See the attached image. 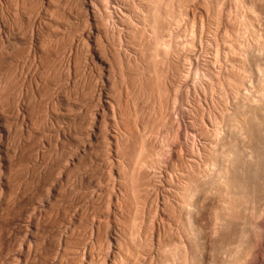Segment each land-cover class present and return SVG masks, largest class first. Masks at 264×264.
<instances>
[{
  "label": "rangeland",
  "instance_id": "374dc122",
  "mask_svg": "<svg viewBox=\"0 0 264 264\" xmlns=\"http://www.w3.org/2000/svg\"><path fill=\"white\" fill-rule=\"evenodd\" d=\"M0 1H1L0 2V60H1V62H0V70H1V72L2 71L4 72V73L0 72L1 73L0 74V77H1L0 78V95L2 94L1 98H0V100H1L0 101V115H1L0 116V135H1L0 136L1 137L0 138L1 139L0 140V142H1L0 143V146H1L0 147V149H1L0 150V156H1L0 157V185H1L0 186V202H1L0 203V218H1L0 219V222H1L0 223V233H1L0 234V253H1L0 254V258H1L0 259V264H6V263L7 264H14V263L15 264H52V263L53 264H63V263L64 264H81V262L83 264H117V263L121 264L122 262H123L122 264H140V263L141 264H153V263L154 264H156V263L157 264H161V263L162 264H213V263L214 264H238V263L239 264H264V251H263L264 250V246H263L264 245V242H263L264 241V239H263L264 238V217H263L264 216V209H263L264 208V204H263L264 203V193H263L264 192L263 191L264 190L263 189L264 188V164H263L264 163V157H263L264 156V154H263V152H264V150H263L264 149V147H263L264 146V138H263V135H264V133H263L264 132V128H263L264 127V118H263L264 117V97H262V95H264V94H261V93H264V82H263L264 81V62H263L264 61V19H263L264 18V11H263L264 10V0H179V1L178 0H172V1L171 0H167V1L163 0L162 1L163 3H160L161 0L160 1L158 0L159 2H157V1L155 2V0H150L151 2L147 1V0H139V1L138 0L137 1L136 0H124V1L123 0H92V2H91V0H7V1L6 0H0ZM86 1H88L89 3L86 2ZM155 3H157V4H155ZM159 4H160V6H157ZM167 4H169V6H166ZM92 5L95 6V7H93ZM136 6H138V8ZM40 7H41V9H39ZM139 7H141L142 9H140ZM156 7H157L158 11L159 12L161 11V13H162V16H161V18L159 19L158 22L162 23L160 26L164 27L163 25H165V27H166V29L163 28V31H161L162 28L159 26L160 28H158V31H159L158 37H159V39L162 38V40L166 42V43L164 42L165 45L166 46L168 45L167 47L169 48V49H166L165 46L162 47L159 50V53L161 52V54H158L157 51L154 53V51H155L154 50L155 49L154 48L155 47V43H153V42H155V39L153 41L152 25L156 22V21H153V20H155L154 19L155 18V15H154L155 13H153V12H154ZM163 7H166V8L169 7V8H167L168 10L166 9V11H167L166 13H165V8L163 9ZM88 8L89 9H93L94 8V10L96 11L95 13L97 15L95 13L93 14L90 10H88ZM82 9H84L85 11H83ZM97 9H99L100 11L97 10ZM132 9H133V11H132ZM106 10H107V12H105ZM108 10H109V12L111 11L110 14H109ZM88 11H89V13H88ZM162 11H164V12H162ZM30 12H31L32 15L30 14ZM35 12H36L37 15H35ZM99 12H100V14H99ZM124 13H126V14L124 15ZM145 13H147V14H145ZM38 14H39V16H38ZM108 14H109V16H111V18H113V17L114 18L111 19L109 16L106 17ZM33 15H35L34 18H33ZM147 15H148V17H147ZM152 16H154V18ZM103 18H106V19L103 20ZM137 18H139V19L136 20ZM40 19H42V20H40ZM59 19H61V20H59ZM95 19H96V21H95ZM131 19L132 20L134 19V20L132 21ZM105 20H107V21H105ZM172 20L175 22V24H174V22ZM30 21H32V23ZM104 22L106 24L108 23L109 26L106 25ZM158 22H156V23H158ZM34 24H35L36 27L34 26ZM134 24H136L137 26L139 24H141L143 26L139 25L138 26L139 30H137V27L135 29L136 25H134ZM148 24L151 25V26H149ZM133 26H134V28H132ZM127 27H128V29H127ZM140 27H141L142 31H141ZM145 27H147V28H145ZM144 29H147V31H148L147 33L148 34L145 32L146 30H144ZM108 31H110V32H108ZM140 32H141V34H140ZM48 33H50V34H48ZM57 33H59V34H57ZM122 33L125 34V35H123ZM135 35H137V36H135ZM146 35H147V37H146ZM32 37H33V39H32ZM62 37L64 38L63 40H62ZM144 37H145V39H144ZM107 38H108V40H107ZM248 38H249V40H248ZM129 39H130V41H129ZM125 40H127V41H125ZM162 40L160 39V41H162ZM64 41H66V43ZM71 41H73V42H71ZM151 41H153V42H151ZM244 41H246V42H244ZM63 43H64L65 46L63 45ZM76 43H78V44H76ZM31 44H32V46H31ZM68 44H70L69 47H68ZM153 44H154V46H153ZM47 45L48 46L50 45V46L48 47ZM60 45H62V46H60ZM35 46H36V48H35L36 50L34 49ZM42 46H45V47H43V49H42ZM63 46L67 48V49H65L67 51L66 53L64 52ZM70 46H72V47H70ZM75 46H76V48H75ZM44 48H47V49H44ZM56 48H58V49L56 50ZM69 48L71 49V51H70ZM114 48H117V49L114 50ZM61 49L63 51H61ZM163 49H166L167 52L165 50L162 51ZM68 50H69L70 56H69ZM117 50L119 52H117ZM246 50H247V52H246ZM122 51H124V52L126 51L128 53H126V52L124 53ZM30 52H31V55H30ZM58 52H61V53L58 54ZM63 52L65 54L64 55L65 58L64 57L61 58L63 56V54H62ZM169 52H170V54H168ZM35 53H36L37 57L35 56ZM139 53H142V54H139ZM164 53L165 54L167 53L168 55L167 54L165 55ZM217 53H219V54H217ZM128 54L130 55V57H129ZM134 54H135V56H134ZM246 54H247V56H246ZM1 55L3 57H1ZM59 55H61V56L59 57ZM120 56H121V58L119 59ZM40 57H42V59ZM72 57H73V59H72ZM231 57H233V59ZM59 58L63 59V60H59ZM77 58H80V59L82 58V59L80 60V59H77ZM50 59L53 61L52 63H51ZM57 59L59 60V62H58ZM126 59H128V61H130L131 63L128 62ZM227 59H229V60H227ZM55 60H57V61H55ZM114 60H115V62H114ZM120 60H122V61L120 62ZM143 60H145V61H143ZM261 60H263V61H261ZM19 61H20V63H18ZM32 61H34V62H32ZM48 61H49V63H48ZM62 61H64V62L66 61L65 62L66 65L65 64L62 65L64 63V62L62 63ZM148 61H149V63H148ZM220 61H221V63H220ZM78 62H79V65H78ZM112 62L114 64H112ZM87 63L89 65H87ZM39 64H41V65H39ZM48 64H50V65L52 64V65L50 66ZM58 64H60V65H58ZM75 64H76V68L77 69L75 68ZM126 64H128V65L130 64L129 65L130 67L128 65H126ZM138 64L141 65L142 67L139 66ZM28 65H31V66H28ZM109 65H111L112 67L109 66ZM22 66H23V69H22ZM37 66H39V68ZM55 66H57V67H55ZM61 66H62V68H61ZM91 66H92V68H91ZM117 66L118 67L120 66V67L118 68ZM121 66H123V67H121ZM244 66H246V68L248 70H245L246 68ZM252 66H253V68H251ZM260 66H263V67H260ZM1 67H2V69H1ZM29 67H30V69H29ZM42 67L45 68V69H43ZM47 67H49V69H47ZM67 67H69V69H72L71 72H70L69 69H67ZM114 67H116L117 70H116V68L114 69ZM138 67L139 68L141 67L143 69V71H142L141 68L139 69ZM37 68L39 69L38 71H37ZM81 68H82L84 73L82 72ZM112 68L114 69V71H113ZM221 68H224V69H221ZM64 69L66 70V73L68 74L67 75L65 73L69 77L67 79L70 82L68 80H65L67 76H65V74L63 72ZM133 69H134V71L136 70L134 73H133ZM145 69H147L148 71L149 70H151V71L148 72ZM30 70H31V72H30ZM47 70H50L51 72L47 71ZM89 70H92V72L89 71ZM123 70H125V71H123ZM255 70H257V72H255ZM121 71H123L124 73L121 72ZM138 71H139V74H137ZM89 72L91 73V76L95 72V74L92 76L93 78L90 76ZM117 72H119V73H117ZM234 72H235V74H234ZM239 72L242 73V74H240ZM245 72H247V73L249 72V73L247 74ZM254 72L256 74H254ZM112 73H115V75L112 74ZM120 73H122V75ZM42 74H43V76H42ZM69 74L71 76H69ZM159 74H160V76H159ZM233 74H234V77H233ZM44 75H46V76H44ZM54 75H55V78H53ZM132 75H133V77H132ZM136 75L138 76V78H136L137 77ZM176 75H178V76H176ZM57 76H58V78H57ZM76 76H77V79H76ZM82 76H84V77H82ZM108 76L110 78L109 80L107 79ZM129 76L132 77V78H130ZM158 76H159V78L163 77L160 80L166 86V90L162 91L163 93H161V90L158 88L157 83H156L157 80H158V78H157ZM182 76H183V78H182ZM42 77H44V78H42ZM111 77H113L112 81H111ZM125 77H127V78H125ZM175 77H176V79H175ZM36 78H37V80H36ZM47 78H49V79L47 80ZM89 78L91 79L92 83L89 82L90 81ZM118 78H120L121 80L120 79L118 80ZM156 78H157V80H155ZM240 78L242 79V81H241ZM252 78L254 80H251ZM83 79L85 80V83H84ZM116 79L118 81H116ZM225 79H226V81H225ZM5 80H8V83ZM50 80H51V83L49 84ZM92 80L95 81V83ZM102 80L105 83H103ZM130 80L133 81V82L135 81L136 83L130 82ZM73 81H75V82H73ZM97 81H98V83L100 82L102 84H100V83L98 84ZM113 81H114V84L116 83L115 85L111 83ZM137 81H138V83H137ZM148 81H149V83H148ZM152 81L155 82L154 86H152V84H151V83H153ZM247 81H248V83H247ZM52 82H54V83L52 84ZM56 82L58 83L59 86L57 85ZM60 82H61V84H60ZM68 82H69V84H68ZM126 82L128 84H130V85L126 84ZM9 83L11 85H9ZM46 83H47V86H45ZM75 83H76V85H74ZM90 83L91 84L94 83L92 85L93 88H95L97 86L98 87L100 86V88L97 87V92L98 93H100V92H104V93L112 92L110 94H112V95H113V93L115 94V97L112 98V99H115L117 97H118L117 99L120 98L119 100L121 102L120 101L119 102L116 101L115 102V106H114L113 104H114V101L116 99L112 100L111 99L112 95H110L108 93V96L110 95V97L108 98L109 99L108 103L107 102L105 103L104 101H99L98 99H97V101H99V102H96V105L98 104L99 107L95 106V103H94V106L97 107L99 111L101 110V114L103 116L101 115L100 118H101V121L104 122V123L99 121L100 118L97 121H95L97 123H93L92 122L93 121L92 120V118H93L92 115L94 116V114H93V112H91V111H93V110H91V108L95 109V107L93 106L92 101L90 103L89 102L88 103L85 102V100L83 101L84 98H82V97H85V96L87 98L90 97V96L86 95V94H88L87 90H90V91L93 90V89H91L92 86H91ZM254 83H255V86H254ZM51 84L53 85L52 87H51ZM111 84H112V86H111ZM135 84L136 85L139 84V85L136 86ZM242 84H244V86ZM39 85H40V87H39ZM48 85L50 87H48ZM66 85H68V86H66ZM94 85H95V87H94ZM102 85H103V87H102ZM164 85H163V88H165ZM231 85H232V87H231ZM64 86H66V87H64ZM130 86H131V89H130ZM3 87H5V88H3ZM47 87L49 89H51V88L53 89V87H54V89H57V90L59 89V90L56 93V90L54 91V90L51 89L53 91V93H52V91L48 90ZM112 87H114V88H112ZM115 87H118L117 88L118 90ZM237 87H238V89L240 88L241 90L236 89ZM258 87H259V89H258ZM16 88H17V90H16ZM82 88H83V90H82ZM122 88H124L126 90H124ZM133 88L137 91V93H136V91ZM167 88H168L169 92H168ZM63 89L64 90L67 89V90L64 91ZM119 89H120V92H119ZM84 90L87 93L82 92ZM105 90H107V91H105ZM157 90H159V91L157 92ZM235 90H237V92ZM252 90H253L254 93L252 92ZM261 90H263V92ZM9 91H11V93ZM95 91H96V88H95ZM116 91H118V92H116ZM130 91H132V92H130ZM147 91H148V94H147ZM166 91H167V93H166ZM2 92H4V94ZM59 92H60V94L62 96H60V94L58 95ZM61 92H63V94ZM65 92H67V93H65ZM125 92H127V93H125ZM153 92H154L155 95L157 93L156 97H154ZM246 92H247V94H246ZM49 93H52V95H48ZM71 93H72V95H71ZM74 93H75L76 96L77 95L78 96L76 97L74 95ZM82 93H84L85 96H83L84 94H82ZM129 93H131L130 94L131 96L129 95ZM135 93H136V95H135ZM141 93L143 94V97H141L142 96ZM160 93L162 95L165 94L164 96H166L167 98L165 97L163 99L164 96H161ZM255 93H256V95H255ZM64 94H66V95H64ZM224 94H226L227 96L224 95ZM3 95H5V96H3ZM39 95L41 97L43 95L44 98L43 97L41 98ZM89 95H92V94H89ZM119 95H121L122 97L119 96ZM247 95H248V97H247ZM6 96L9 98V100H8V98ZM65 96H66V98L69 99V101H68V99L64 98ZM132 96H133V99H132ZM148 96H150V97H148ZM219 96L222 97V98H220ZM236 96H237V98H236ZM86 97H85V99H87ZM29 98H31V101H30ZM60 98H62V100ZM161 98L163 99L162 103H161ZM15 99H16V101H14ZM42 99H44V101ZM63 99H65L66 101L63 100ZM148 99H149V101H148ZM245 99L247 100V102H246ZM100 100H103V98L100 99ZM153 100L154 101L157 100V102L155 101L156 102L155 103V102H153ZM205 100H206V102H205ZM70 101H71V103H70ZM86 101H88V100H86ZM168 101H170V102H168ZM65 102H67L70 105H68L67 103L65 104ZM111 102H112V104H111ZM133 102H134V104H133ZM18 103H20V104H18ZM84 103L85 104L87 103L88 106L85 105ZM101 103H103V104H101ZM118 103H120V104H118ZM163 103L165 105L162 107L161 104H163ZM79 104L80 105L82 104L81 107H80ZM121 104H122V107H121ZM218 104H220L221 106L218 105ZM8 105H9V107H8ZM108 105H110V106L108 107ZM112 105L114 107H118L117 110L118 111H122L121 113H123V112L127 113L129 116L127 114H125V113H123V114H124V116L127 115V117H129V119L127 117H125V120L124 121L121 120V122H119V121L117 122V119H116V121L114 120V124H115L114 125L113 124V116L110 115L112 113V112H110L111 108L113 107ZM118 105H120V106H118ZM261 105H263V106L261 107ZM34 106H37V107H34ZM83 106L84 107L87 106V108L86 107L84 108ZM38 107H40V108H38ZM54 107H55L56 111H53V110H55V109H53ZM58 107H59V109H58ZM73 107H74V109L76 111H77V109L79 111L80 110H82V111H80V112L79 111H77V112L75 111V113H73L74 112L73 111L74 110ZM82 107H83L84 110L82 109ZM119 107H121V108H119ZM251 107H253L255 109V111ZM123 108L124 109L126 108L127 110L125 109V111H124ZM183 108H185V110ZM250 108H251V110H250ZM50 109H52V110H50ZM164 109H165V111H164ZM242 109H243V111H242ZM258 110H260V111H258ZM27 111H28L29 114L27 113ZM49 111H50V113L51 112H53V113H51V114L47 113ZM67 111H68V113H67ZM107 111H109V112H107ZM12 112L13 113L15 112L16 114L15 113L14 114L16 116H18V117H16ZM54 112H56L58 114V116H57L56 113H55L56 114L55 115ZM63 112H64V115H63ZM247 112L250 113V114H248ZM261 112L263 113V117H261L262 116ZM17 113H18V115H17ZM43 113H46V114L44 115ZM61 113H62V118H61ZM77 113L78 114L81 113V114L78 115ZM105 113L107 115H109L108 118H107L106 115H104ZM41 114H42V116H41ZM52 114H54L55 117H53ZM75 114H77V116ZM72 115H73V117H71ZM138 115H140V117ZM37 116H38V119H35ZM56 116H57V118L59 117V119L60 118L62 119V120L60 119L61 121H58L60 126L57 125L58 122H56V120H55ZM104 116L107 118V121L106 120L103 121V118L106 119ZM244 116H246V117H244ZM8 117H10L11 120H9ZM74 117H76L77 119L74 118ZM80 117H82V119ZM136 117H137V120L139 118L140 119L138 121H136ZM230 117L232 118V120H230L231 119ZM233 117L236 118V119H233ZM241 117H242V119L244 121L241 119ZM25 118H27V119H25ZM72 118H74V120H77L78 122L80 121L79 122L80 124L79 123H78V125L74 124L77 121H73ZM130 118H131L132 122H130ZM146 118H147V120H145ZM165 118H167V119H165ZM200 118H202V119H200ZM244 118H246V119H244ZM260 118H263V119H260ZM47 119H49V120H47ZM26 120H28V121H26ZM67 120H69L70 122L73 121V122H71L72 124H70V122L67 123ZM38 121L40 123L41 122H43V123H41V125H40V123ZM53 121H54V125L52 123ZM134 121L136 123H134ZM143 121H145V122H143ZM6 122H10V123H6ZM81 122L85 126H88L89 123L91 122V124H93V126L96 124V128H95V126L93 127L90 124L91 126L87 129V127H85ZM100 122H101V124H100ZM126 122L131 127V129H130V127H127V129L129 128V131H125L124 133H120V132L116 131L117 123H118V125L123 127L124 125L126 126V124H125ZM149 122H151V123H149ZM218 122L219 123L221 122L220 125H219ZM55 123H56L57 127H56ZM130 123L131 124L133 123V124L131 125ZM145 123H146V125H145ZM234 123H236V124H234ZM38 124H39V126H38ZM103 124H105V126H107L108 124H111L112 126L110 127V125H108L107 127H103ZM254 124H255V127L257 126L256 128L254 127ZM51 125H53V128H52L53 130L52 131H51V127H52ZM61 125L64 127V129H63V127ZM65 125L66 126L68 125L67 128H69L70 125L71 126H70L69 129H67ZM98 125H99V128H97ZM101 125H102V127H101ZM178 125H181V126H178ZM137 126H138V128H137ZM141 126H143V127H141ZM235 126H236V128H235ZM54 127L58 128V129H56ZM79 127H81L82 130L86 129L89 133L86 130H84V132H86V134L84 132L82 133L81 132L82 130H80ZM92 127H93V129H92ZM132 127L134 129H132ZM12 128H13V130H12ZM28 128L30 130H33V131H30ZM61 128L66 133L64 131L62 132V130H60ZM74 128L75 129L77 128L76 131H75ZM106 128H107V130H106ZM114 128H115V131H114ZM179 128H181V129H179ZM244 128H245V130H244ZM15 129H16V131H15ZM20 129H21V132L19 131ZM55 129L57 131H59V132L57 133V131ZM94 129H96V135H98L97 132H100V131L104 132L103 130H106V131H109V132H104V134H101V132H100L99 133L100 135L98 137L99 139H98L97 136L95 137V134H92V133L95 132ZM100 129H102V130H100ZM136 129H138V130H136ZM178 129L184 131V134H182L184 137L182 135H181L182 137H180V136L178 137V134H177L178 133V131H177ZM214 129H216V130H214ZM111 130H113V133L115 132L114 134L116 136L114 134H112ZM131 130H133L134 134H130ZM27 131L29 132V134H28ZM139 131H141V132H140V134L138 136V135H136L135 132L138 133ZM34 132H36V133H34ZM42 132H44V133H42ZM110 132H111L112 135L109 134ZM116 132H117V134H116ZM150 132L153 133V134H151ZM190 132H192V133H190ZM59 133H61V134L59 135ZM63 133H65V135L67 137ZM87 133H88V135H87ZM126 133L127 134L129 133L130 136L129 135L126 136ZM218 133H219V135H217ZM68 134H70V135H68ZM81 134H84V135L81 136ZM106 134H107L108 137L106 136ZM120 134L124 138L120 137L121 136ZM189 134H190V136H189ZM204 134H205V136H204ZM209 134H210L211 137L209 136ZM238 134L239 135L241 134V135L239 136ZM85 135H87V136H85ZM91 135H92V137L90 138ZM131 135L132 136L136 135V136H134V138L135 137H137V138H135V139L132 138V141H131V137H132ZM147 135H148V138H147ZM235 135H238V136L236 137ZM252 135H253V137H252ZM34 136H36V137H34ZM39 136H41V137H39ZM102 136H103V138H105L104 136H106L108 138L107 141L112 143V144H110L111 146H109V144H106L107 143L106 139L105 140H101V139H103ZM117 136H119V137H117ZM206 136L208 137V139H207ZM223 136H226V138L223 137ZM261 136H262V138H261ZM56 137H57V139H56ZM78 137H80V138H78ZM85 137L86 138L89 137L90 139L88 138V139L85 140L84 139ZM116 137L118 138V141H116V139H117ZM139 137H141V138H139ZM239 137L240 138L242 137V138L240 139ZM250 137H252L253 139L251 140ZM15 138L16 139L18 138L17 141H15L16 140ZM125 138L129 139L131 141V142L127 141V144L129 146L125 145V144L123 145L124 142L126 143V139ZM231 138H232V140H231ZM79 139H81L80 141H82V139H84V143L83 142H79ZM233 139H234V141H233ZM59 140H60V142H59ZM94 140H96L95 141L96 145H95V143H92V142H94ZM133 140H134V142H133ZM189 140H191V141H189ZM239 140H241V142ZM255 140L257 141V145L258 146L256 145V141ZM51 141H52V143H51ZM71 141H73V142H71ZM74 141H75V143H74ZM103 141H105V143ZM113 141H114V143H113ZM119 141H120V143H119ZM242 141H244V142H242ZM29 142H30V145H29ZM58 142H59V144H58ZM85 142H86V145H82V144H85ZM89 142H90V145H89ZM253 142H255V143H253ZM70 143H72V144H70ZM97 143L99 144L98 146H97ZM69 144L72 145V146L74 145V146L70 147ZM100 144H101V146H100ZM121 144L123 146H126V147H124L122 149L121 147H123V146ZM227 144H228V149H230V150L227 149ZM230 144H231V146H230ZM9 145H11V146H9ZM130 145H131V148H130ZM132 145H133V147H132ZM149 145H150V147H148ZM37 146H38V148L40 150H42V151H40L41 153L37 152V150L34 151V148L38 149ZM90 146L92 147L91 150L89 148ZM102 146H104V147H102ZM117 146H120V147H117ZM63 147H65V148L68 147V149L67 148L66 149L65 148L62 149ZM99 147H100V149H99ZM111 147L112 148L114 147V148L111 150ZM127 147H129V149H130V154L133 155L132 158H131V156H128V154L126 153ZM219 147H220V149H219ZM233 147H235L236 150H234ZM236 147L237 148H239V147L241 148L242 147L241 148L242 150L240 148L237 149ZM55 148H58V149H55ZM78 148H80V149H78ZM81 148H82V150H81ZM84 148H85V152L87 154L84 152V150H83ZM199 148L200 149L202 148V149L200 150ZM31 149H33V150H31ZM39 149H38V151H39ZM117 149L119 150V152H118ZM131 149H133V150H131ZM140 149L141 150L143 149V150L140 151ZM245 149H246V151H243ZM50 150H51V152H49ZM69 150H70V153H69ZM74 150H76V151H74ZM77 150H79L80 152L77 151ZM121 150L123 152H120ZM207 150H209V152ZM231 150L233 152H231ZM71 151H72L73 154L71 153ZM94 151H96V152H94ZM124 151H125L126 154H124ZM241 151H242V154H241ZM97 152H98V154H97ZM112 152H114V153H112ZM143 152L146 155L144 157H142L144 155ZM212 152H213L214 156H213ZM226 152L228 153L227 155H226ZM244 152H246V154H248V156ZM257 152L258 153H262V154H258ZM81 153H83V154H81ZM90 153H92L91 156H90ZM118 153L120 155L123 153L124 157L120 158L119 157L120 155H117ZM216 153H218V154H216ZM237 153H238V155H237ZM64 154H65V156H63ZM103 154H104L105 157L103 156ZM139 154L141 155V157H139ZM240 154H241V156H240ZM72 155L74 156V158H73ZM97 155H99V156H97ZM112 155H114V156H112ZM125 155L130 157L131 160H130V158L127 159V157ZM36 156H37V159H36ZM66 156H68V157H66ZM109 156H111V157H109ZM115 156L116 157L118 156V157L116 158ZM136 156L138 158H136ZM151 156H153V157H151ZM208 156L209 157L213 156V158H206ZM234 156H236V157H234ZM28 157H30V158H28ZM62 157H63L64 160H61ZM78 157H79V159H77ZM85 157H86V159H85ZM223 157H225L226 159H224ZM14 158H15V160H14ZM66 158H67V161L70 158L69 159L70 161H68V162H71V163H68L66 161ZM118 158H120L119 160L121 162L118 160ZM110 159L111 160L113 159L114 163L116 161L117 164L116 163L114 164L113 160L111 161ZM134 159H136V161H138V162H139V160L141 162V161H144V159H146L145 162H143L144 165H143V163H141L142 164L141 165L140 162H139V165H138L140 168L141 167L143 168V166H144V168H143L144 170L141 169L142 172L140 171V168L137 167L136 164H135V166L137 168H139L138 169L139 171H136L138 173L135 172L136 175L139 174V173L141 174V175L139 174L137 177L133 176L135 174H132L131 173L132 171L128 172V171H130L129 169L131 168V167L129 168V166H132L131 163H136V161ZM229 159H231V160H229ZM59 160H60V162L61 161L62 162L60 163ZM79 160L81 162H79ZM124 160L125 161L128 160L127 163H125ZM129 160L131 161L130 165L128 164L130 162ZM132 160H133V162H132ZM219 160H220V162H219ZM72 161L75 162V163H73ZM212 161H213V163H212ZM235 161H236V163H235ZM258 161H261V162H258ZM103 162H105V163H103ZM119 162H120V164L124 163L123 164L124 167H125L126 164H128V167L126 165V167L128 169L126 167L124 168L123 165H119L118 164ZM138 162H137V164H138ZM209 162H211V163H209ZM222 162H223V164H222ZM66 163H68V164H66ZM74 164H75V166H74ZM112 164L116 167V169H115V167ZM192 164L195 165V166H193ZM259 164H260V166H259ZM64 165H66V166L64 167ZM69 165L71 166V168L69 167ZM94 165L96 167H94ZM28 166H30V167H28ZM117 166L120 167V168H118ZM133 166H134V164H133ZM146 166H147V168H145ZM205 166H206V168H205ZM221 166H223L225 169L223 167H221ZM63 167H64V169H63ZM200 167H201V170H200ZM112 168H113V170H112ZM117 168H118V170H117ZM53 169H54V171H53ZM62 169H63V171H61ZM74 169L76 170V172H75ZM119 169H121V171H119ZM147 169H149V170H147ZM185 170H187V171H185ZM49 171H50L51 174L49 173ZM111 171L112 172L115 171V172L112 173ZM68 172H69V176H68ZM122 172L124 174L127 173L128 175L127 174L124 175ZM56 173H57V176H56ZM120 173L122 174V176L120 175ZM142 173L143 174L145 173L147 176L146 175L144 176ZM239 173H240V175H239ZM151 174H153V175H151ZM38 175H39V177H38ZM142 175L145 178H143ZM205 175H206L207 178L205 177ZM212 175H214V177ZM259 175H261V176H259ZM61 176L62 177L64 176L65 179L62 178ZM108 176L112 177V179L115 176V178L113 180H115V181L117 180V181L116 182L113 181V180L108 181L107 178L108 179L110 178ZM118 176H120L121 178L118 177ZM126 176H129V177H126ZM157 177H159L160 179L157 178ZM54 178H57V180L54 179ZM199 178H201V179H199ZM128 179H130V180H128ZM58 180H60V181H58ZM106 180H107V182H110V183H107ZM121 180L123 181V183L121 182ZM132 180H133V183H134V181H136L137 184H134L135 186L133 185ZM216 180H219V181H216ZM223 180H225V181H223ZM111 181H112V183H111ZM129 181H131V183ZM138 181H139V183L141 182V185L138 183ZM231 181H232V183H231ZM125 182L128 185L129 190L126 189L127 185L124 184ZM252 182H254L255 184L252 183ZM14 183H16V184H14ZM18 183H21V184L18 185ZM103 183H104V185H103ZM128 183L131 184V185H129ZM208 183H210L211 185L208 184ZM11 184H12V186H11ZM95 184H96V186H95ZM100 184H101L102 187L99 186ZM112 184H114L115 187ZM259 184H260V186H259ZM109 185L113 186L114 188H112V187H111L112 189L109 188L108 187ZM130 186H132V187H130ZM138 186H139V188H138ZM143 186L144 187L147 186V187L143 188ZM204 186H207V187H204ZM53 187H54V189H53ZM134 187H135V189H133ZM106 188H108L109 190H107ZM147 188H149L150 190L147 189ZM194 188H196V189H194ZM218 188H220V189H218ZM55 189H57V190H55ZM97 189H99V190H97ZM171 189H173V190H171ZM102 190L104 192L106 191V193H104V192L101 193ZM134 190L135 191L138 190L141 194L138 191L135 193ZM140 190H142V192ZM189 190H191V191H189ZM206 190H207V192H206ZM97 191H98V193H97ZM99 191H100V194H99ZM108 191H109V193H108ZM110 191H111V193H110ZM132 191H133V193H132ZM121 192H123V193H121ZM192 192H194V193H192ZM221 192H223V193H221ZM90 193H92L93 195L90 194ZM113 193H115V194H113ZM137 193H139V194H137ZM206 193H208V195H206ZM210 193H211V195H210ZM232 193H234V194H232ZM253 193H254V196H253ZM83 194L86 197H84ZM145 194L147 196H145ZM140 195H142V196H140ZM196 195H198V198L200 197L199 198L200 200L197 201L198 198H196ZM261 195H262V197H261ZM101 196H103V197H101ZM122 196H124L123 197L124 199L122 198ZM135 196L137 197V199H136ZM138 196L140 198H138ZM182 196H184V197L182 198ZM27 197H29V198H27ZM49 197H51V199ZM206 197H208V198H206ZM209 197H211V198H209ZM241 197H242V199H241ZM250 197H252V198H250ZM257 197H259V198H257ZM238 198H240V199H238ZM34 199H35V201H34ZM131 199L132 200L134 199V200L131 201ZM192 199H193V201H192ZM202 199H204V200H202ZM237 199H238L239 202L237 201ZM259 199H260V201H259ZM48 201H50V202L48 203ZM193 202H195V203H193ZM41 203H43V204L41 205ZM65 204H66V206H65ZM25 205L27 206V209H26ZM78 205H80V206H78ZM190 205H191V207H190ZM39 206L41 207L40 210H43L44 212L38 210L40 208ZM203 206H204V208H202ZM234 206H236V207H234ZM15 208H17V209H15ZM42 208H44V209H42ZM45 208H47L48 210H46ZM250 209H252V210L250 211ZM142 210H144V211H142ZM78 211H79V213H78ZM174 211H176V212H174ZM188 211H190V212L188 213ZM36 212L38 213L37 215H36ZM153 212L155 214H153ZM183 212L184 213L186 212V214H184ZM140 213H142V214H140ZM5 214H6V216H5ZM56 214H57V216H56ZM257 214H259L260 216L257 215ZM8 215H9V217H8ZM195 215L196 216L198 215V216L196 217ZM239 215H241V217ZM54 216H55V218H54ZM67 216H68V218L70 220L67 218ZM82 216H83L84 219L82 218ZM176 216H177V218H176ZM206 217H207L208 220L206 219ZM257 217H258V219H257ZM105 218H107V219H105ZM50 219H52L53 221L50 220ZM234 219H238V220L235 221ZM178 220H180V221H178ZM121 221H123V222H121ZM153 222H155V223H153ZM210 222H212V223H210ZM80 223H81V225H80ZM171 223H172V225H171ZM195 223H196V225H195ZM231 224H232L233 227L231 226ZM239 224H240L241 227L239 226ZM65 226H67L68 229H67V227L65 228ZM111 226H112V228H111ZM208 226H209V228H208ZM64 228H65V230H63ZM104 228H106V229H104ZM114 228H116V229H114ZM213 228H215V229L212 231ZM51 229H52V231H51ZM198 229H199V231H198ZM45 230H47V231H45ZM60 230H61V232H60ZM62 230L63 231L67 230L68 232L67 231L63 232ZM73 232H74V234H73ZM116 232H118V233H116ZM238 232H242V234H240V233L238 234ZM5 233H6V235H5ZM58 233L59 234L61 233L63 235L66 234V236L59 235ZM106 233H108V234L106 235ZM152 233H154V234H152ZM159 233H160V235H159ZM187 233H189V234H187ZM236 233L238 235H236ZM234 234H235V236H234ZM120 235H122V236H120ZM62 236H63V238H62ZM218 236H220V237H218ZM110 237H111V239H110ZM217 237H218V239H217ZM241 237H242L243 240L241 239ZM59 238L62 239V240L60 241ZM168 238L170 239V241L168 240ZM238 238H240V239H238ZM64 239H65V241H64ZM189 239H191V240H189ZM233 240H234V242H233ZM70 241H72V242H70ZM61 242H63V243H61ZM132 242H134V244ZM225 244H227L226 247H225ZM83 245H84L85 248L83 247ZM221 245H223V246H221ZM55 246H56V248H55ZM61 246H63V247H61ZM67 246H68V248H66ZM59 247H60V249H59ZM140 247H142V248H140ZM216 247H218V248H216ZM61 248H63V250ZM34 249H35V251H34ZM69 249H72V250H69ZM123 249H125V251ZM151 249H152V251H151ZM247 249H248V251H247ZM58 250H60V251L62 250L63 252L62 251L58 252ZM110 250H112V251L110 252ZM212 250H213V252H212ZM53 251H55V252H53ZM116 251H118V252H116ZM19 252L21 254H19ZM205 252L207 253V255H206ZM54 253L55 254L57 253V254L55 255ZM59 253H61V254H59ZM135 253H137L140 256H137V254H135ZM188 253H189V255H192L191 258H189L190 256L188 255ZM251 253H253V254H251ZM209 254H210V256H209ZM211 254H213L212 257H211ZM220 254H221V256H220ZM101 255H103V256H101ZM107 255H108V257H107ZM223 255H224V257H223ZM213 256H215L216 258L213 257ZM51 257H54V258H51ZM103 257H105V258H103ZM122 257H123V259H122ZM132 257H134L133 259H136V258L137 259L133 261ZM192 257H194V258H192ZM234 257L236 259L237 258L238 259L236 260V259H234ZM107 258H110V259H107ZM112 258H114V259H112ZM103 259H107V260H103ZM204 259H206V260H204ZM208 259H210V260H208ZM213 259H215V261H213ZM108 260H109V262H108ZM24 261H25V263H24ZM228 261H229V263H228ZM110 262H112V263H110Z\"/></svg>",
  "mask_w": 264,
  "mask_h": 264
},
{
  "label": "bare ground",
  "instance_id": "6f19581e",
  "mask_svg": "<svg viewBox=\"0 0 264 264\" xmlns=\"http://www.w3.org/2000/svg\"><path fill=\"white\" fill-rule=\"evenodd\" d=\"M6 1H7V0H6ZM123 1H124V0H123ZM136 1H137V0H136ZM138 1H139V0H138ZM147 1H150V0H147ZM156 1L159 2L160 0H159V1H158V0H155V2H156ZM162 1H163V0H161L160 3H163ZM165 1H167V0H165ZM171 1H172V0H171ZM178 1H179V0H178ZM0 2H1V1H0ZM11 2H12V1H11ZM50 2H51V1H50ZM53 2H54V1H53ZM86 2H88V1H86ZM91 2H92V0H91ZM110 2H111V1H110ZM126 2H127V1H126ZM134 2H135V1H134ZM150 2H151V1H150ZM150 2H149V3H150ZM174 2H175V1H174ZM183 2H184V1H183ZM183 2H182V3H183ZM233 2H234V1H233ZM244 2H245V1H244ZM34 3H35V2H34ZM61 3H62V2H61ZM88 3H89V2H88ZM95 3H96V2H95ZM180 3H181V2H180ZM234 3H235V2H234ZM36 4H37V3H36ZM91 4H92V3H91ZM96 4H97V3H96ZM96 4H95V5H96ZM102 4H103V3H102ZM128 4H129V3H128ZM135 4H136V3H135ZM151 4H152V3H151ZM155 4H157V3H155ZM183 4H184V3H183ZM12 5H13V4H12ZM23 5H24V4H23ZM44 5H45V4H44ZM44 5H43V6H44ZM87 5H88V4H87ZM103 5H104V4H103ZM229 5H230V4H229ZM56 6H57V5H56ZM56 6H55V7H56ZM92 6H93V5H92ZM113 6H114V5H113ZM128 6H129V5H128ZM130 6H131V5H130ZM140 6H141V5H140ZM142 6H143V5H142ZM157 6H160V4L157 5ZM163 6H164V5H163ZM166 6H169V4H167ZM172 6H173V5H172ZM234 6H235V5H234ZM29 7H30V6H29ZM88 7H89V6H88ZM93 7H95V6H93ZM132 7H133V6H132ZM134 7H135V6H134ZM136 7L138 8V6H136ZM154 7H155V6H154ZM184 7H185V6H184ZM207 7H208V6H207ZM257 7H258V6H257ZM17 8H18V7H17ZM45 8H46V7H45ZM47 8H48V7H47ZM139 8L142 9L141 7H139ZM164 8H165V13H166V12H167L166 9L169 8V7H167V8H166V7H163V9H164ZM36 9H37V8H36ZM39 9H41V7H40ZM128 9H129V8H128ZM153 9H154V8H153ZM244 9H245V8H244ZM82 10L85 11L84 9H82ZM88 10H90L93 14L96 12V11L94 10V8H93V9H89V8H88ZM97 10H99V9H97ZM117 10H118V9H117ZM138 10H139V9H138ZM161 10H162V9H161ZM167 10H168V9H167ZM238 10H239V9H238ZM21 11H22V10H21ZM32 11H33V10H32ZM32 11H31V12H32ZM99 11H100V10H99ZM132 11H133V9H132ZM135 11H136V10H135ZM140 11H141V10H140ZM148 11H149V10H148ZM232 11H233V10H232ZM263 11H264V10H263ZM31 12H30V14H31ZM46 12H47V11H46ZM105 12H107V10H106ZM108 12H109V10H108ZM110 12H111V11H110ZM110 12H109V14H110ZM138 12H139V11H138ZM162 12H164V11H162ZM177 12H178V11H177ZM17 13H18V12H17ZM39 13H40V12H39ZM86 13H87V12H86ZM88 13H89V11H88ZM153 13H155V14H154V15H155V18H154V16H152V17L155 19V20H153V21L158 22L159 19H160L161 16H162L161 11L159 12L158 9H157V7H156ZM160 13H161V14H160ZM44 14H45V13H44ZM95 14H96V13H95ZM99 14H100V12H99ZM99 14H98V15H99ZM109 14H108L106 17H108ZM125 14H126V13H124V15H125ZM142 14H143V13H142ZM145 14H147V13H145ZM150 14H151V13H150ZM184 14H185V13H184ZM233 14H234V13H233ZM262 14H263V13H262ZM31 15H32V14H31ZM35 15H37L36 12H35ZM35 15H33V18H34ZM96 15H97V14H96ZM119 15H120V14H119ZM143 15H144V14H143ZM260 15H261V14H260ZM28 16H29V15H28ZM38 16H39V14H38ZM145 16H146V15H145ZM193 16H194V15H193ZM101 17H102V16H101ZM109 17L111 18V16H109ZM130 17H131V16H130ZM130 17H129V18H130ZM147 17H148V15H147ZM261 17H262V16H261ZM29 18H30V17H29ZM50 18H51V17H50ZM110 18H109V19H110ZM113 18H114V17H113ZM113 18H111V19H113ZM35 19H36V18H35ZM42 19H43V18H42ZM42 19H40V20H42ZM104 19H106V18H103V20H104ZM138 19H139V18H137L136 20H138ZM163 19H164V18H163ZM263 19H264V18H263ZM30 20H31V19H30ZM59 20H61V19H59ZM107 20H108V19H107ZM107 20H105V21H107ZM115 20H116V19H115ZM131 20H132V19H131ZM133 20H134V19H133ZM133 20H132V21H133ZM173 20H174V19H173ZM173 20H172V21H173ZM176 20H177V19H176ZM255 20H256V19H255ZM260 20H261V19H260ZM35 21H36V20H35ZM95 21H96V19H95ZM109 21H110V20H109ZM113 21H114V20H113ZM143 21H144V20H143ZM165 21H166V20H165ZM243 21H244V20H243ZM28 22H29V21H28ZM30 22L32 23V21H30ZM40 22H41V21H40ZM122 22H123V21H122ZM135 22H136V21H135ZM140 22H141V21H140ZM147 22H148V21H147ZM156 22H155V23H156ZM173 22H174V21H173ZM229 22H230V21H229ZM253 22H254V21H253ZM255 22H256V21H255ZM38 23H39V22H38ZM41 23H42V22H41ZM46 23H47V22H46ZM46 23H45V24H46ZM54 23H55V22H54ZM104 23H105V22H104ZM150 23H151V22H150ZM152 23H153V22H152ZM155 23L152 25L153 41H154V39H155V42H153V41H151V42L155 43V47H154V48H155V49H154L155 51H154V53L157 51L158 54H161V52L159 53V50H160L162 47L165 46L166 49H169V48L167 47L168 45H167V46L165 45L166 42L163 41L162 38H160V39L162 40V41H160V39H159V37H158V34H159L158 28L161 27V28H162L161 31H163V28L166 29V27H165V25H163L164 27L160 26V25L162 24V23H160V22H158V23H156V24H155ZM215 23H216V22H215ZM257 23H258V22H257ZM259 23H260V22H259ZM42 24H43V23H42ZM48 24H49V23H48ZM66 24H67V23H66ZM99 24H100V23H99ZM102 24H103V23H102ZM105 24H106V23H105ZM137 24H138V23H137ZM141 24H142V23H141ZM141 24H139V25H140V26H143V25H141ZM157 24H158V25H157ZM174 24H175V22H174ZM239 24H240V23H239ZM260 24H261V23H260ZM262 24H263V23H262ZM23 25H24V24H23ZM106 25H108V23H107ZM112 25H113V24H112ZM134 25H136V24H134ZM139 25H138V26H139ZM148 25H149V24H148ZM192 25H193V24H192ZM202 25H203V24H202ZM34 26H35V24H34ZM65 26H66V25H65ZM103 26H104V25H103ZM108 26H109V25H108ZM113 26H114V25H113ZM126 26H127V25H126ZM138 26L136 25V26H135V29H136V27H137V30H139V29H138V28H139ZM146 26H147V25H146ZM149 26H151V25H149ZM159 26H160V27H159ZM250 26H251V25H250ZM254 26H255V25H254ZM18 27H19V26H18ZM28 27H29V26H28ZM31 27H32V26H31ZM35 27H36V26H35ZM39 27H40V26H39ZM59 27H60V26H59ZM63 27H64V26H63ZM100 27H101V26H100ZM106 27H107V26H106ZM129 27H130V26H129ZM255 27H256V26H255ZM262 27H263V26H262ZM37 28H38V27H37ZM124 28H125V27H124ZM132 28H134V26H133ZM145 28H147V27H145ZM148 28H149V27H148ZM245 28H246V27H245ZM248 28H249V27H248ZM32 29H33V28H32ZM40 29H41V28H40ZM84 29H85V28H84ZM127 29H128V27H127ZM127 29H126V30H127ZM140 29H141V27H140ZM150 29H151V28H150ZM33 30H34V29H33ZM144 30H146V31H145L146 33L148 32L147 29H144ZM144 30H143V31H144ZM169 30H170V29H169ZM187 30H188V29H187ZM192 30H193V29H192ZM246 30H247V29H246ZM29 31H30V30H29ZM49 31H50V30H49ZM62 31H63V30H62ZM141 31H142V29H141ZM164 31H165V30H164ZM185 31H186V30H185ZM253 31H254V30H253ZM255 31H256V30H255ZM257 31H258V30H257ZM36 32H37V31H36ZM60 32H61V31H60ZM63 32H64V31H63ZM67 32H68V31H67ZM82 32H83V31H82ZM108 32H110V31H108ZM136 32H137V31H136ZM145 32H144V33H145ZM247 32H248V31H247ZM28 33H29V32H28ZM30 33H31V32H30ZM37 33H38V32H37ZM99 33H100V32H99ZM105 33H106V32H105ZM113 33H114V32H113ZM144 33H143V34H144ZM26 34H27V33H26ZM38 34H39V33H38ZM40 34H41V33H40ZM48 34H50V33H48ZM51 34H52V33H51ZM57 34H59V33H57ZM57 34H56V35H57ZM63 34H64V33H63ZM66 34H67V33H66ZM68 34H69V33H68ZM81 34H82V33H81ZM81 34H80V35H81ZM100 34H101V33H100ZM122 34H123V33H122ZM137 34H138V33H137ZM140 34H141V32H140ZM147 34H148V33H147ZM254 34H255V33H254ZM28 35H29V34H28ZM88 35H89V34H88ZM123 35H125V34H123ZM129 35H130V34H129ZM138 35H139V34H138ZM150 35H151V34H150ZM25 36H26V35H25ZM33 36H34V35H33ZM66 36H67V35H66ZM127 36H128V35H127ZM135 36H137V35H135ZM139 36H140V35H139ZM248 36H249V35H248ZM57 37H58V36H57ZM60 37H61V36H60ZM82 37H83V36H82ZM82 37H81V38H82ZM146 37H147V35H146ZM246 37H247V36H246ZM76 38H77V37H76ZM81 38H80V39H81ZM238 38H239V37H238ZM244 38H245V37H244ZM32 39H33V37H32ZM63 39H64V38L62 37V40H63ZM72 39H73V38H72ZM126 39H127V38H126ZM139 39H140V38H139ZM139 39H138V40H139ZM144 39H145V37H144ZM150 39H151V38H150ZM171 39H172V38H171ZM181 39H182V38H181ZM259 39H260V38H259ZM23 40H24V39H23ZM43 40H44V39H43ZM51 40H52V39H51ZM65 40H66V39H65ZM84 40H85V39H84ZM107 40H108V38H107ZM164 40H165V39H164ZM215 40H216V39H215ZM248 40H249V38H248ZM251 40H252V39H251ZM57 41H58V40H57ZM66 41H67V40H66ZM66 41H64V42L66 43ZM125 41H127V40H125ZM129 41H130V39H129ZM133 41H134V40H133ZM136 41H137V40H136ZM227 41H228V40H227ZM258 41H259V40H258ZM27 42H28V41H27ZM32 42H33V41H32ZM41 42H42V41H41ZM46 42H47V41H46ZM51 42H52V41H51ZM69 42H70V41H69ZM69 42H68V43H69ZM71 42H73V41H71ZM74 42H75V41H74ZM164 42H165V43H164ZM170 42H171V41H170ZM234 42H235V41H234ZM238 42H239V41H238ZM244 42H246V41H244ZM34 43H35V42H34ZM78 43H79V42H78ZM78 43H76V44H78ZM107 43H108V42H107ZM168 43H169V42H168ZM175 43H176V42H175ZM235 43H236V42H235ZM250 43H251V42H250ZM3 44H4V43H3ZM70 44H71V43H70ZM70 44H68V47H69ZM73 44H74V43H73ZM122 44H123V43H122ZM254 44H255V43H254ZM45 45H46V44H45ZM63 45H64V43H63ZM146 45H147V44H146ZM233 45H234V44H233ZM250 45H251V44H250ZM31 46H32V44H31ZM31 46H30V47H31ZM36 46H37V45H36ZM36 46L34 47V49L36 48ZM47 46H48V45H47ZM49 46H50V45H49ZM49 46H48V47H49ZM54 46H55V45H54ZM60 46H62V45H60ZM64 46H65V45H64ZM64 46H63V49H64V52L66 53L67 51H66L65 49H67V48L64 47ZM82 46H83V45H82ZM148 46H149V45H148ZM153 46H154V44H153ZM217 46H218V45H217ZM259 46H260V45H259ZM39 47H40V46H39ZM43 47H45V46H42V49H43ZM70 47H72V46H70ZM73 47H74V46H73ZM100 47H101V46H100ZM151 47H152V46H151ZM218 47H219V46H218ZM230 47H231V46H230ZM230 47H229V48H230ZM75 48H76V46H75ZM177 48H178V47H177ZM191 48H192V47H191ZM227 48H228V47H227ZM234 48H235V47H234ZM239 48H240V47H239ZM31 49H32V48H31ZM44 49H47V48H44ZM57 49H58V48H56V50H57ZM69 49H70V48H69ZM73 49H74V48H73ZM109 49H110V48H109ZM115 49H117V48H114V50H115ZM127 49H128V48H127ZM150 49H151V48H150ZM166 49H163L162 51H164V50L166 51ZM230 49H231V48H230ZM35 50H36V49H35ZM35 50H34V51H35ZM37 50H38V49H37ZM106 50H107V49H106ZM123 50H124V49H123ZM130 50H131V49H130ZM242 50H243V49H242ZM22 51H23V50H22ZM42 51H43V50H42ZM54 51H55V50H54ZM59 51H60V50H59ZM61 51H63V50L61 49ZM70 51H71V49H70ZM74 51H75V50H74ZM77 51H78V50H77ZM151 51H152V50H151ZM221 51H222V50H221ZM230 51H231V50H230ZM236 51H237V50H236ZM64 52L62 53L63 56H62L61 58L64 57V55H65ZM105 52H106V51H105ZM117 52H119V51L117 50ZM122 52H124V51H122ZM125 52H126V51H125ZM125 52H124V53H125ZM131 52H132V51H131ZM149 52H150V51H149ZM166 52H167V51H166ZM218 52H219V51H218ZM227 52H228V51H227ZM246 52H247V50H246ZM261 52H262V51H261ZM27 53H28V52H27ZM52 53H53V52H52ZM55 53H56V52H55ZM59 53H61V52H58V54H59ZM68 53H69V50H68ZM74 53H75V52H74ZM111 53H112V52H111ZM126 53H128V52H126ZM151 53H152V52H151ZM186 53H187V52H186ZM219 53H220V52H219ZM219 53H217V54H219ZM221 53H222V52H221ZM236 53H237V52H236ZM249 53H250V52H249ZM257 53H258V52H257ZM257 53H256V54H257ZM10 54H11V53H10ZM32 54H33V53H32ZM56 54H57V53H56ZM75 54H76V53H75ZM77 54H78V53H77ZM113 54H114V53H113ZM118 54H119V53H118ZM139 54H142V53H139ZM164 54H165V53H164ZM166 54H167V53H166ZM166 54H165V55H166ZM168 54H170V52H169ZM168 54H167V55H168ZM232 54H233V53H232ZM252 54H253V53H252ZM5 55H6V54H5ZM30 55H31V52H30ZM33 55H34V54H33ZM33 55H32V56H33ZM41 55H42V54H41ZM52 55H53V54H52ZM72 55H73V54H72ZM83 55H84V54H83ZM101 55H102V54H101ZM114 55H115V54H114ZM128 55H129V54H128ZM192 55H193V54H192ZM254 55H255V54H254ZM259 55H260V54H259ZM10 56H11V55H10ZM35 56H36V53H35ZM60 56H61V55H59V57H60ZM69 56H70V53H69ZM81 56H82V55H81ZM84 56H85V55H84ZM111 56H112V55H111ZM116 56H117V55H116ZM125 56H126V55H125ZM134 56H135V54H134ZM136 56H137V55H136ZM139 56H140V55H139ZM141 56H142V55H141ZM146 56H147V55H146ZM151 56H152V55H151ZM161 56H162V55H161ZM217 56H218V55H217ZM243 56H244V55H243ZM243 56H242V57H243ZM246 56H247V54H246ZM1 57H3V56L1 55ZM4 57H5V56H4ZM30 57H31V56H30ZM36 57H37V56H36ZM36 57H35V58H36ZM50 57H51V56H50ZM76 57H77V56H76ZM79 57H80V56H79ZM114 57H115V56H114ZM117 57H118V56H117ZM129 57H130V55H129ZM144 57H145V56H144ZM157 57H158V56H157ZM162 57H163V56H162ZM164 57H165V56H164ZM220 57H221V56H220ZM226 57H227V56H226ZM229 57H230V56H229ZM249 57H250V56H249ZM256 57H257V56H256ZM25 58H26V57H25ZM40 58L42 59V57H40ZM64 58H65V57H64ZM66 58H67V57H66ZM70 58H71V57H70ZM120 58H121V56L119 57V59H120ZM127 58H128V57H127ZM155 58H156V57H155ZM218 58H219V57H218ZM231 58L233 59V57H231ZM234 58H235V57H234ZM257 58H258V57H257ZM1 59H2V58H1ZM15 59H16V58H15ZM18 59H19V58H18ZM28 59H29V58H28ZM33 59H34V58H33ZM72 59H73V57H72ZM77 59H80V58H77ZM81 59H82V58H81ZM81 59H80V60H81ZM117 59H118V58H117ZM133 59H134V58H133ZM136 59H137V58H136ZM153 59H154V58H153ZM158 59H159V58H158ZM161 59H162V58H161ZM164 59H165V58H164ZM164 59H163V60H164ZM166 59H167V58H166ZM34 60H35V59H34ZM43 60H44V59H43ZM50 60H51V59H50ZM57 60H58V59H57ZM57 60H55V61H57ZM59 60H63V59H60V58H59ZM59 60H58V62H59ZM64 60H65V59H64ZM107 60H108V59H107ZM109 60H110V59H109ZM126 60L128 61V59H126ZM159 60H160V59H159ZM159 60H158V61H159ZM163 60H162V61H163ZM169 60H170V59H169ZM227 60H229V59H227ZM4 61H5V60H4ZM68 61H69V60H68ZM76 61H77V60H76ZM76 61H75V62H76ZM82 61H83V60H82ZM85 61H86V60H85ZM111 61H112V60H111ZM117 61H118V60H117ZM117 61H116V62H117ZM121 61H122V60H120V62H121ZM139 61H140V60H139ZM143 61H145V60H143ZM160 61H161V60H160ZM173 61H174V60H173ZM261 61H263V60H261ZM0 62H1V60H0ZM8 62H9V61H8ZM28 62H29V61H28ZM32 62H34V61H32ZM52 62H53V61L51 60V63H52ZM63 62H64V61H62V63H63ZM65 62H66V61H65ZM65 62H64L62 65H64ZM70 62H71V61H70ZM79 62H80V61H79ZM79 62H78V65H79ZM114 62H115V60H114ZM128 62H130V61H128ZM154 62H155V61H154ZM190 62H191V61H190ZM228 62H229V61H228ZM263 62H264V61H263ZM2 63H3V62H2ZM18 63H20V61H19ZM42 63H43V62H42ZM48 63H49V61H48ZM130 63H131V62H130ZM132 63H133V62H132ZM141 63H142V62H141ZM148 63H149V61H148ZM159 63H160V62H159ZM172 63H173V62H172ZM220 63H221V61H220ZM31 64H32V63H31ZM69 64H70V63H69ZM81 64H82V63H81ZM112 64H114V63L112 62ZM143 64H144V63H143ZM146 64H147V63H146ZM157 64H158V63H157ZM157 64H156V65H157ZM166 64H167V63H166ZM230 64H231V63H230ZM241 64H242V63H241ZM245 64H246V63H245ZM4 65H5V64H4ZM10 65H11V64H10ZM23 65H24V64H23ZM39 65H41V64H39ZM48 65H50V64H48ZM51 65H52V64H51ZM51 65H50V66H51ZM58 65H60V64H58ZM65 65H66V64H65ZM72 65H73V64H72ZM78 65H77V66H78ZM87 65H89V64L87 63ZM118 65H119V64H118ZM120 65H121V64H120ZM126 65H128V64H126ZM129 65H130V64H129ZM129 65H128V66H129ZM138 65H139V64H138ZM149 65H150V64H149ZM169 65H170V64H169ZM186 65H187V64H186ZM220 65H221V64H220ZM222 65H223V64H222ZM242 65H243V64H242ZM15 66H16V65H15ZM28 66H31V65H28ZM33 66H34V65H33ZM35 66H36V65H35ZM73 66H74V65H73ZM83 66H84V65H83ZM109 66H111V65H109ZM115 66H116V65H115ZM139 66H141V65H139ZM213 66H214V65H213ZM9 67H10V66H9ZM37 67L39 68V66H37ZM45 67H46V66H45ZM55 67H57V66H55ZM65 67H66V66H65ZM65 67H64V68H65ZM81 67H82V66H81ZM111 67H112V66H111ZM117 67H118V66H117ZM119 67H120V66H119ZM119 67H118V68H119ZM121 67H123V66H121ZM129 67H130V66H129ZM141 67H142V66H141ZM141 67H140V68H141ZM150 67H151V66H150ZM159 67H160V66H159ZM161 67H162V66H161ZM169 67H170V66H169ZM217 67H218V66H217ZM220 67H221V66H220ZM244 67L246 68V66H244ZM254 67H255V66H254ZM260 67H263V66H260ZM4 68H5V67H4ZM10 68H11V67H10ZM33 68H34V67H33ZM38 68H37V71L39 70ZM42 68H43V67H42ZM51 68H52V67H51ZM61 68H62V66H61ZM61 68H60V69H61ZM70 68H71V67H70ZM73 68H74V67H73ZM75 68H76V64H75ZM82 68H83V67H82ZM82 68H81V70H82ZM91 68H92V66H91ZM115 68H116V67H114V69H115ZM138 68H139V67H138ZM140 68H139V69H140ZM157 68H158V67H157ZM178 68H179V67H178ZM241 68H242V67H241ZM251 68H253V66H252ZM256 68H257V67H256ZM1 69H2V67H1ZM5 69H6V68H5ZM5 69H4V70H5ZM15 69H16V68H15ZM22 69H23V66H22ZM29 69H30V67H29ZM43 69H45V68H43ZM47 69H49V67H47ZM54 69H55V68H54ZM67 69H69V67H67ZM76 69H77V68H76ZM83 69H84V68H83ZM86 69H87V68H86ZM112 69H113V68H112ZM112 69H111V70H112ZM114 69H113V71H114ZM139 69H138V70H139ZM141 69H142V68H141ZM147 69H148V68H147ZM147 69H145V70H147ZM154 69H155V68H154ZM179 69H180V68H179ZM221 69H224V68H221ZM239 69H240V68H239ZM239 69H238V70H239ZM50 70H51V69H50ZM50 70H47V71H50ZM64 70H65V69H64ZM64 70H63V72H64V74H65V73H66V70H65V71H64ZM69 70H70V72H71L72 69H69ZM101 70H102V69H101ZM103 70H104V69H103ZM111 70H110V71H111ZM116 70H117V68H116ZM121 70H122V69H121ZM155 70H156V69H155ZM206 70H207V69H206ZM245 70H248V69L246 68ZM249 70H250V69H249ZM261 70H262V69H261ZM13 71H14V70H13ZM13 71H12V72H13ZM15 71H16V70H15ZM41 71H42V70H41ZM89 71L92 72V70H89ZM123 71H125V70H123ZM123 71H121V72H123ZM135 71H136V70H135ZM135 71H134V69H133V73H134ZM142 71H143V69H142ZM147 71H148V70H147ZM149 71H151V70H149ZM149 71H148V72H149ZM235 71H236V70H235ZM242 71H243V70H242ZM259 71H260V70H259ZM0 72H1V70H0ZM16 72H17V71H16ZM16 72H15V73H16ZM23 72H24V71H23ZM30 72H31V70H30ZM34 72H35V71H34ZM50 72H51V71H50ZM50 72H49V73H50ZM82 72H83V70H82ZM87 72H88V71H87ZM131 72H132V71H131ZM140 72H141V71H140ZM240 72H241V71H240ZM240 72H239V73H240ZM255 72H257V70H255ZM255 72H254V74H256ZM1 73H4V72L2 71ZM1 73H0V74H1ZM5 73H6V72H5ZM27 73H28V72H27ZM59 73H60V72H59ZM83 73H84V72H83ZM83 73H82V74H83ZM89 73H90V72H89ZM100 73H101V72H100ZM117 73H119V72H117ZM123 73H124V72H123ZM127 73H128V72H127ZM129 73H130V72H129ZM151 73H152V72H151ZM158 73H159V72H158ZM229 73H230V72H229ZM245 73H247V72H245ZM248 73H249V72H248ZM248 73H247V74H248ZM260 73H261V72H260ZM28 74H29V73H28ZM33 74H34V73H33ZM44 74H45V73H44ZM46 74H47V73H46ZM52 74H53V73H52ZM66 74H67V73H66ZM66 74H65V76L68 75V74H67V75H66ZM94 74H95V72H94ZM94 74H93V75H94ZM96 74H97V73H96ZM112 74L115 75V73H112ZM120 74L122 75V73H120ZM137 74H139V71L137 72ZM145 74H146V73H145ZM152 74H153V73H152ZM180 74H181V73H180ZM220 74H221V73H220ZM234 74H235V72H234ZM234 74H233V77H234ZM240 74H242V73H240ZM243 74H244V73H243ZM12 75H13V74H12ZM12 75H11V76H12ZM39 75H40V74H39ZM93 75H92V76H93ZM114 75H113V76H114ZM117 75H118V74H117ZM124 75H125V74H124ZM129 75H130V74H129ZM134 75H135V74H134ZM147 75H148V74H147ZM174 75H175V74H174ZM245 75H246V74H245ZM245 75H244V76H245ZM252 75H253V74H252ZM3 76H4V75H3ZM36 76H37V75H36ZM42 76H43V74H42ZM44 76H46V75H44ZM69 76H71V75L69 74ZM84 76H85V75H84ZM84 76H82V77H84ZM90 76H91V73H90ZM92 76H91V77H92ZM99 76H100V75H99ZM125 76H126V75H125ZM136 76H137V75H136ZM139 76H140V75H139ZM159 76H160V74H159ZM159 76L157 77L158 80H157V78H156L155 80H157V82H156V83H157V86H158V88L161 90V93H163L162 91H165V90H166V86H165V85L161 82V80H160V79L163 78V77H160V78H159ZM165 76H166V75H165ZM168 76H169V75H168ZM176 76H178V75H176ZM9 77H10V76H9ZM18 77H19V76H18ZM34 77H35V76H34ZM62 77H63V76H62ZM101 77H102V76H101ZM121 77H122V76H121ZM129 77H130V76H129ZM132 77H133V75H132ZM132 77H130V78H132ZM179 77H180V76H179ZM231 77H232V76H231ZM246 77H247V76H246ZM251 77H252V76H251ZM256 77H257V76H256ZM260 77H261V76H260ZM0 78H1V77H0ZM6 78H7V77H6ZM10 78H11V77H10ZM12 78H13V77H12ZM16 78H17V77H16ZM19 78H20V77H19ZM42 78H44V77H42ZM49 78H50V77H49ZM49 78H47V80H48ZM53 78H55V75L53 76ZM53 78H52V79H53ZM57 78H58V76H57ZM67 78H69V77L67 76L65 80H68ZM85 78H86V77H85ZM92 78H93V77H92ZM97 78H98V77H97ZM112 78H113V77H111V81H112ZM125 78H127V77H125ZM136 78H138V76H137ZM136 78H135V79H136ZM154 78H155V77H154ZM166 78H167V77H166ZM182 78H183V76H182ZM221 78H222V77H221ZM242 78H243V77H242ZM244 78H245V77H244ZM253 78H254V77H253ZM253 78H252L251 80H254ZM262 78H263V77H262ZM74 79H75V78H74ZM76 79H77V76H76ZM79 79H80V78H79ZM81 79H82V78H81ZM89 79H90V78H89ZM107 79H108V80L110 79L109 76H108ZM119 79H120V78H118V80H119ZM146 79H147V78H146ZM171 79H172V78H171ZM175 79H176V77H175ZM227 79H228V78H227ZM240 79H241V78H240ZM10 80H11V79H10ZM10 80H9V81H10ZM36 80H37V78H36ZM65 80H64V81H65ZM70 80H71V79H70ZM83 80H84V79H83ZM97 80H98V79H97ZM103 80H104V79H103ZM103 80H102V81H103ZM113 80H114V79H113ZM118 80L116 79V81H118ZM120 80H121V79H120ZM125 80H126V79H125ZM128 80H129V79H128ZM138 80H139V79H138ZM180 80H181V79H180ZM214 80H215V79H214ZM238 80H239V79H238ZM243 80H244V79H243ZM257 80H258V79H257ZM5 81H7V83H8V80H5ZM5 81H4V82H5ZM11 81H12V80H11ZM53 81H54V80H53ZM55 81H56V80H55ZM68 81H69V80H68ZM86 81H87V80H86ZM92 81H93V80H92ZM114 81H115V80H114ZM114 81L111 82V83L114 84ZM142 81H143V80H142ZM223 81H224V80H223ZM225 81H226V79H225ZM241 81H242V79H241ZM241 81H240V82H241ZM260 81H261V80H260ZM65 82H66V81H65ZM69 82H70V81H69ZM69 82H68V84H69ZM73 82H75V81H73ZM76 82H77V81H76ZM78 82H79V81H78ZM80 82H81V81H80ZM82 82H83V81H82ZM89 82H91V79H90ZM93 82L95 83V81H93ZM119 82H120V81H119ZM130 82H133V81L130 80ZM146 82H147V81H146ZM152 82H153V81H152ZM164 82H165V81H164ZM218 82H219V81H218ZM263 82H264V81H263ZM50 83H51V80H50L49 84H50ZM53 83H54V82H52V84H53ZM56 83H57V82H56ZM62 83H63V82H62ZM84 83H85V80H84ZM91 83H92V82H91ZM91 83H90V84H91ZM94 83H93V84H94ZM97 83H98V81H97ZM97 83H96V84H97ZM99 83H100V82H99ZM99 83H98V84H99ZM103 83H105V82L103 81ZM107 83H108V82H107ZM120 83H121V82H120ZM133 83H136V82L134 81ZM137 83H138V81H137ZM148 83H149V81H148ZM154 83H155V82L151 83L152 86L155 85ZM196 83H197V82H196ZM220 83H221V82H220ZM222 83H223V82H222ZM230 83H231V82H230ZM232 83H233V82H232ZM242 83H243V82H242ZM247 83H248V81H247ZM258 83H259V82H258ZM38 84H39V83H38ZM41 84H42V83H41ZM41 84H40V85H41ZM52 84H51V87L53 86ZM60 84H61V82H60ZM65 84H66V83H65ZM93 84H91V86H92ZM100 84H102V83H100ZM112 84H111V86H112ZM115 84H116V83H115ZM115 84H114V85H115ZM117 84H118V83H117ZM126 84H128V83L126 82ZM145 84H146V83H145ZM162 84L165 86V88H163V85H162ZM9 85H11V84L9 83ZM40 85H39V87H40ZM55 85H56V84H55ZM55 85H54V86H55ZM57 85H58V83H57ZM74 85H76V83H75ZM74 85H73V86H74ZM77 85H78V84H77ZM80 85H81V84H80ZM87 85H88V84H87ZM120 85H121V84H120ZM120 85H119V86H120ZM128 85H130V84H128ZM135 85H136V84H135ZM138 85H139V84H138ZM138 85H136V86H138ZM146 85H147V84H146ZM224 85H225V84H224ZM228 85H229V84H228ZM242 85L244 86V84H242ZM45 86H47V83H46ZM58 86H59V85H58ZM66 86H68V85H66ZM66 86H64V87H66ZM69 86H70V85H69ZM84 86H85V85H84ZM88 86H89V85H88ZM96 86H97V85H96ZM125 86H126V85H125ZM131 86H132V85H131ZM131 86H130V89H131ZM170 86H171V85H170ZM251 86H252V85H251ZM254 86H255V83H254ZM256 86H257V85H256ZM16 87H17V86H16ZM41 87H42V86H41ZM48 87H50V86L48 85ZM48 87H47V88H48ZM74 87H75V86H74ZM78 87H79V86H78ZM78 87H77V88H78ZM94 87H95V85H94ZM97 87H98V86H97ZM97 87H95V88H96V91H95V88H93V86L91 87V89H93L92 91L87 90V91H88V94H86V95L90 96V97H88V98L85 96L84 93H82V94H84L83 96H85L87 99H85V97H82V98H84L83 101L85 100V102H87V103H88V102L90 103V102L92 101L93 106H94V103H95V106H98V107H99L98 104L96 105V102L104 101L105 103H106V102L108 103V101H109L108 98L110 97V95H112V94H110V93H112V92H110V93H109V92H106L107 94L104 93V92H100V93H98V92H97ZM102 87H103V85H102ZM106 87H107V86H106ZM109 87H110V86H109ZM181 87H182V86H181ZM231 87H232V85H231ZM231 87H230V88H231ZM261 87H262V86H261ZM3 88H5V87H3ZM6 88H7V87H6ZM8 88H9V87H8ZM17 88H18V87H17ZM17 88H16V90H17ZM33 88H34V87H33ZM62 88H63V87H62ZM77 88H76V89H77ZM98 88H100V86H99ZM112 88H114V87H112ZM115 88L117 89L118 87H115ZM125 88H126V87H125ZM144 88H145V87H144ZM158 88H157V89H158ZM162 88H163L164 90H163ZM173 88H174V87H173ZM173 88H172V89H173ZM262 88H263V87H262ZM262 88H261V89H262ZM30 89H31V88H30ZM51 89H52V88H51ZM51 89L48 88V90H51ZM64 89H65V88H64ZM64 89H63V90H64ZM67 89H68V88H67ZM67 89H66V90H67ZM69 89H70V88H69ZM71 89H72V88H71ZM101 89H102V88H101ZM101 89H100V90H101ZM107 89H108V88H107ZM122 89H124V88H122ZM133 89H134V88H133ZM137 89H138V88H137ZM139 89H140V88H139ZM177 89H178V88H177ZM236 89H238V87H237ZM253 89H254V88H253ZM258 89H259V87H258ZM2 90H3V89H2ZM2 90H1V91H2ZM46 90H47V89H46ZM52 90H54V91L56 90V93H57V91H58L59 89L57 90V89H54V87H53ZM52 90H51V91H52ZM60 90H61V89H60ZM66 90H64V91H66ZM82 90H83V88H82ZM102 90H103V89H102ZM113 90H114V89H113ZM113 90H112V91H113ZM117 90H118V89H117ZM124 90H126V89H124ZM134 90H135V89H134ZM134 90H133V91H134ZM140 90H141V89H140ZM149 90H150V89H149ZM167 90H168V88H167ZM227 90H228V89H227ZM231 90H232V89H231ZM238 90H241V89L239 88ZM245 90H246V89H245ZM3 91H4V90H3ZM11 91H12V90H11ZM11 91H9V92L11 93ZM39 91H40V90H39ZM51 91H50V92H51ZM89 91H90V92H89ZM103 91H104V90H103ZM105 91H107V90H105ZM108 91H109V90H108ZM135 91H136V90H135ZM158 91H159V90H157V92H158ZM203 91H204V90H203ZM235 91L237 92V90H235ZM246 91H247V90H246ZM258 91H259V90H258ZM261 91L263 92V90H261ZM12 92H13V91H12ZM48 92H49V91H48ZM82 92H85V90L82 91ZM114 92H115V91H114ZM116 92H118V91H116ZM119 92H120V89H119ZM130 92H132V91H130ZM151 92H152V91H151ZM154 92H155V91H154ZM154 92H153V95H154V97H156L157 93H156V95H155ZM168 92H169V90H168ZM174 92H175V91H174ZM196 92H197V91H196ZM238 92H239V91H238ZM240 92H241V91H240ZM252 92H253V90H252ZM2 93L4 94V92H2ZM43 93H44V92H43ZM43 93H42V94H43ZM52 93H53V91H52ZM52 93H49L48 95H52ZM61 93L63 94V92H61ZM65 93H67V92H65ZM85 93H87V92H85ZM97 93H98V94H97ZM108 93L110 94L109 96H108ZM125 93H127V92H125ZM125 93H124V94H125ZM136 93H137V91H136ZM136 93H135V95H136ZM142 93H143V92H142ZM142 93H141V94H142ZM161 93H160V94H161ZM166 93H167V91H166ZM171 93H172V92H171ZM241 93H242V92H241ZM253 93H254V92H253ZM7 94H8V93H7ZM24 94H25V93H24ZM33 94H34V93H33ZM59 94H60V92L58 93V95H59ZM89 94H92V95H89ZM121 94H122V93H121ZM130 94H131V93H129V95H130ZM143 94H144V93H143ZM143 94H142L141 97H143ZM147 94H148V91H147ZM158 94H159V93H158ZM227 94H228V93H227ZM239 94H240V93H239ZM246 94H247V92H246ZM261 94H264V93H261ZM1 95H2V94H1ZM1 95H0V98H1ZM44 95H45V94H44ZM64 95H66V94H64ZM68 95H69V94H68ZM71 95H72V93H71ZM74 95H75V93H74ZM74 95H73V96H74ZM113 95H114V96H113ZM113 95H112L113 97L111 96V99L115 97V94H114V93H113ZM135 95H134V96H135ZM164 95H165V94H163V95L161 94V96H164ZM224 95H226V94H224ZM255 95H256V93H255ZM3 96H5V95H3ZM22 96H23V95H22ZM24 96H25V95H24ZM29 96H30V95H29ZM37 96H38V95H37ZM37 96H36V97H37ZM39 96H40V95H39ZM60 96H62V95L60 94ZM75 96H76V95H75ZM77 96H78V95H77ZM77 96H76V97H77ZM79 96H80V95H79ZM119 96H121V95H119ZM124 96H125V95H124ZM130 96H131V95H130ZM159 96H160V95H159ZM161 96H160V97H161ZM169 96H170V95H169ZM226 96H227V95H226ZM238 96H239V95H238ZM253 96H254V95H253ZM6 97H7V96H6ZM27 97H28V96H27ZM34 97H35V96H34ZM40 97H41V96H40ZM42 97H43V95H42ZM42 97H41V98H42ZM52 97H53V96H52ZM76 97H75V98H76ZM105 97H106L107 99H106ZM121 97H122V96H121ZM128 97H129V96H128ZM148 97H150V96H148ZM148 97H147V98H148ZM151 97H152V96H151ZM157 97H158V96H157ZM165 97H166V96H164L163 99H164ZM219 97H220V96H219ZM233 97H234V96H233ZM239 97H240V96H239ZM241 97H242V96H241ZM247 97H248V95H247ZM256 97H257V96H256ZM262 97H264V95H262ZM4 98H5V97H4ZM7 98H8V97H7ZM13 98H14V97H13ZM24 98H25V97H24ZM31 98H32V97H31ZM31 98H29L30 101H31ZM43 98H44V97H43ZM64 98H66V96H65ZM102 98H103V100H100V99H102ZM117 98H118V97H117ZM117 98H115L116 100H115V99H112V100H115V101H114V104H113L114 106H115V102H116V101H118V102L120 101V100H119L120 98H119V99H117ZM129 98H130V97H129ZM166 98H167V97H166ZM220 98H222V97H220ZM236 98H237V96H236ZM245 98H246V97H245ZM260 98H261V97H260ZM17 99H18V98H17ZM49 99H50V98H49ZM60 99L62 100V98H60ZM60 99H59V100H60ZM66 99H68V98H66ZM97 99H98L99 101H97ZM132 99H133V96H132ZM144 99H145V98H144ZM163 99L161 98V103L163 102ZM172 99H173V98H172ZM174 99H175V98H174ZM227 99H228V98H227ZM240 99H241V98H240ZM242 99H243V98H242ZM8 100H9V98H8ZM18 100H19V99H18ZM42 100L44 101V99H42ZM50 100H51V99H50ZM63 100H65V99H63ZM72 100H73V99H72ZM80 100H81V99H80ZM86 100H88V101H86ZM166 100H167V99H166ZM169 100H170V99H169ZM184 100H185V99H184ZM245 100H246V99H245ZM248 100H249V99H248ZM0 101H1V100H0ZM10 101H11V100H10ZM10 101H9V102H10ZM14 101H16V99H15ZM28 101H29V100H28ZM48 101H49V100H48ZM54 101H55V100H54ZM65 101H66V100H65ZM68 101H69V99H68ZM130 101H131V100H130ZM130 101H129V102H130ZM148 101H149V99H148ZM155 101L157 102V100H155ZM155 101L153 100V102H155ZM164 101H165V100H164ZM174 101H175V100H174ZM217 101H218V100H217ZM234 101H235V100H234ZM237 101H238V100H237ZM243 101H244V100H243ZM258 101H259V100H258ZM261 101H262V100H261ZM17 102H18V101H17ZM19 102H20V101H19ZM25 102H26V101H25ZM25 102H24V103H25ZM45 102H46V101H45ZM120 102H121V101H120ZM126 102H127V101H126ZM156 102H155V103H156ZM165 102H166V101H165ZM168 102H170V101H168ZM184 102H185V101H184ZM205 102H206V100H205ZM222 102H223V101H222ZM246 102H247V100H246ZM26 103H27V102H26ZM26 103H25V104H26ZM40 103H41V102H40ZM48 103H49V102H48ZM61 103H62V102H61ZM66 103H67V102H65V104H66ZM70 103H71V101H70ZM74 103H75V102H74ZM77 103H78V102H77ZM79 103H80V102H79ZM87 103H86V104L84 103V104L87 105ZM109 103H110V102H109ZM148 103H149V102H148ZM190 103H191V102H190ZM215 103H216V102H215ZM236 103H237V102H236ZM240 103H241V102H240ZM254 103H255V102H254ZM257 103H258V102H257ZM259 103H260V102H259ZM2 104H3V103H2ZM18 104H20V103H18ZM43 104H44V103H43ZM50 104H51V103H50ZM50 104H49V105H50ZM55 104H56V103H55ZM67 104H68V103H67ZM82 104H83V103H82ZM82 104H81V105H82ZM101 104H103V103H101ZM111 104H112V102H111ZM118 104H120V103H118ZM122 104H123V103H122ZM122 104H121V107H122ZM133 104H134V102H133ZM237 104H238V103H237ZM241 104H242V103H241ZM4 105H5V104H4ZM14 105H15V104H14ZM44 105H45V104H44ZM52 105H53V104H52ZM56 105H57V104H56ZM68 105H70V104H68ZM72 105H73V104H72ZM72 105H71V106H72ZM79 105H80V104H79ZM79 105H78V106H79ZM81 105H80V107H81ZM113 105H112V106H113ZM126 105H127V104H126ZM129 105H130V104H129ZM129 105H128V106H129ZM159 105H160V104H159ZM164 105H165L164 103L161 104L162 107H163ZM184 105H185V104H184ZM218 105H220V104H218ZM242 105H243V104H242ZM250 105H251V104H250ZM250 105H249V106H250ZM6 106H7V105H6ZM25 106H26V105H25ZM37 106H38V105H37ZM37 106H34V107H37ZM64 106H65V105H64ZM87 106H88V105H87ZM87 106H85V107L87 108ZM93 106H92V107H93ZM95 106H94V107H95ZM109 106H110V105H108V107H109ZM112 106H111V107H112ZM114 106L111 108V111H110V112H112L110 115L113 116V124H114V120L116 121V119H117V122H118V121L121 122V120L124 121V120H125V117H127V115H128L127 113L123 112V113L127 114L126 116H124V114L121 113L122 111H118V110H117L118 107H114ZM118 106H120V105H118ZM128 106H127V107H128ZM220 106H221V105H220ZM249 106H248V107H249ZM251 106H252V105H251ZM253 106H254V105H253ZM262 106H263V105H261V107H262ZM8 107H9V105H8ZM34 107H33V108H34ZM60 107H61V106H60ZM74 107H75V106H74ZM74 107H73V109H74ZM76 107H77V106H76ZM83 107H84V106H83ZM83 107H82V109H83ZM85 107H84V108H85ZM100 107H101V106H100ZM121 107H119V108H121ZM124 107H125V106H124ZM155 107H156V106H155ZM254 107H255V106H254ZM18 108H19V107H18ZM38 108H40V107H38ZM41 108H42V107H41ZM46 108H47V107H46ZM50 108H51V107H50ZM140 108H141V107H140ZM240 108H241V107H240ZM246 108H247V107H246ZM246 108H245V109H246ZM251 108H253V107H251ZM251 108H250V110H251ZM257 108H258V107H257ZM257 108H256V109H257ZM12 109H13V108H12ZM36 109H37V108H36ZM53 109H55V107H54ZM58 109H59V107H58ZM123 109H124V108H123ZM123 109H122V110H123ZM125 109H126V108H125ZM125 109H124V111H125ZM129 109H130V108H129ZM136 109H137V108H136ZM138 109H139V108H138ZM162 109H163V108H162ZM166 109H167V108H166ZM183 109L185 110V108H183ZM253 109H254V108H253ZM18 110H19V109H18ZM18 110H17V111H18ZM33 110H34V109H33ZM38 110H39V109H38ZM40 110H41V109H40ZM42 110H43V109H42ZM47 110H48V109H47ZM47 110H46V111H47ZM50 110H52V109H50ZM71 110H72V109H71ZM83 110H84V109H83ZM86 110H87V109H86ZM88 110H89V109H88ZM91 110H93V111H91V112H93V114H94V116L92 115V117H93V118H92V120H93L92 122H93V123H97V122H95V121H97V120L101 117V115H102V114H101V110L99 111L97 107H95V109H94V108H93V109L91 108ZM104 110H105V109H104ZM126 110H127V109H126ZM176 110H177V109H176ZM217 110H218V109H217ZM217 110H216V111H217ZM5 111H6V110H5ZM44 111H45V110H44ZM53 111H56V109L53 110ZM68 111H69V110H68ZM68 111H67V113H68ZM73 111H74L73 113H75L76 110L74 109ZM77 111H79V110L77 109ZM77 111H76V112H77ZM80 111H82V110H80ZM80 111H79V112H80ZM132 111H133V110H132ZM141 111H142V110H141ZM164 111H165V109H164ZM205 111H206V110H205ZM226 111H227V110H226ZM236 111H237V110H236ZM242 111H243V109H242ZM244 111H245V110H244ZM254 111H255V109H254ZM258 111H260V110H258ZM20 112H21V111H20ZM30 112H31V111H30ZM107 112H109V111H107ZM130 112H131V111H130ZM135 112H136V111H135ZM230 112H231V111H230ZM238 112H239V111H238ZM9 113H10V112H9ZM12 113H13V112H12ZM12 113H11V114H12ZM14 113H15V112H14ZM14 113H13V114H14ZM27 113H28V111H27ZM33 113H34V112H33ZM47 113H50V111L47 112ZM51 113H53V112H51ZM51 113H50V114H51ZM55 113H56V112H54V114H55ZM131 113H132V112H131ZM138 113H139V112H138ZM247 113H248V112H247ZM255 113H256V112H255ZM258 113H259V112H258ZM261 113H262V112H261ZM6 114H7V113H6ZM15 114H16V113H15ZM15 114H14V115H15ZM19 114H20V113H19ZM28 114H29V113H28ZM43 114L45 115L46 113H43ZM54 114H52L53 117H55ZM56 114H57V113H56ZM56 114H55V115H56ZM77 114H78V113H77ZM77 114H75V115L77 116ZM80 114H81V113H80ZM80 114H78V115H80ZM129 114H130V113H129ZM135 114H136V113H135ZM139 114H140V113H139ZM145 114H146V113H145ZM231 114H232V113H231ZM235 114H236V113H235ZM235 114H234V115H235ZM241 114H242V113H241ZM244 114H245V113H244ZM248 114H250V113H248ZM259 114H260V113H259ZM2 115H3V114H2ZM4 115H5V114H4ZM17 115H18V113H17ZM34 115H35V114H34ZM63 115H64V112H63ZM104 115H106L107 118H108V116H109V115H107L106 113H105ZM255 115H256V114H255ZM0 116H1V115H0ZM7 116H8V115H7ZM11 116H12V115H11ZM15 116H16V115H15ZM20 116H21V115H20ZM41 116H42V114H41ZM46 116H47V115H46ZM57 116H58V114H57ZM57 116H56V118H55L56 122L61 121V120H62V119H61V118H62V113H61V118H60L61 120L59 119V117L57 118ZM59 116H60V115H59ZM65 116H66V115H65ZM88 116H89V115H88ZM102 116H103V115H102ZM128 116H129V115H128ZM130 116H131V115H130ZM138 116L140 117V115H138ZM138 116H137V117H138ZM154 116H155V115H154ZM157 116H158V115H157ZM239 116H240V115H239ZM247 116H248V115H247ZM257 116H258V115H257ZM16 117H18V116H16ZM49 117H50V116H49ZM51 117H52V116H51ZM71 117H73V115H72ZM94 117H95V118H94ZM104 117H105V116H104ZM137 117H136V121H138V120L140 119V118H139V119L137 120ZM186 117H187V116H186ZM190 117H191V116H190ZM215 117H216V116H215ZM225 117H226V116H225ZM227 117H228V116H227ZM244 117H246V116H244ZM261 117H263V113H262V116H261ZM4 118H5V117H4ZM8 118H9V120H11L10 117H8ZM8 118H7V119H8ZM32 118H33V117H32ZM44 118H45V117H44ZM74 118H76V117H74ZM74 118H72L73 121H77V120H74ZM80 118L82 119V117H80ZM80 118H79V119H80ZM102 118H103V117H102ZM105 118H106V117H105ZM107 118H106V119L103 118V121H104V120L107 121ZM127 118L129 119V117H127ZM133 118H134V117H133ZM160 118H161V117H160ZM209 118H210V117H209ZM230 118H231V117H230ZM263 118H264V117H263ZM263 118H260V119H263ZM25 119H27V118H25ZM30 119H31V118H30ZM30 119H29V120H30ZM35 119H38V116H37ZM42 119H43V118H42ZM42 119H41V120H42ZM50 119H51V118H50ZM58 119H59V120H58ZM76 119H77V118H76ZM81 119H80V120H81ZM110 119H111V118H110ZM110 119H109V120H110ZM128 119H127V120H128ZM165 119H167V118H165ZM175 119H176V118H175ZM200 119H202V118H200ZM215 119H216V118H215ZM217 119H218V118H217ZM219 119H220V118H219ZM233 119H236V118L233 117ZM241 119H242V117H241ZM244 119H246V118H244ZM255 119H256V118H255ZM258 119H259V118H258ZM4 120H5V119H4ZM14 120H15V119H14ZM43 120H44V119H43ZM45 120H46V119H45ZM47 120H49V119H47ZM52 120H53V119H52ZM55 120H54V121H55ZM70 120H71V119H70ZM111 120H112V119H111ZM132 120H133V119H132ZM145 120H147V118H146ZM149 120H150V119H149ZM227 120H228V119H227ZM230 120H232V118H231ZM242 120H243V119H242ZM12 121H13V120H12ZM16 121H17V120H16ZM16 121H15V122H16ZM21 121H22V120H21ZM26 121H28V120H26ZM50 121H51V120H50ZM54 121L52 122L53 125H54ZM65 121H66V120H65ZM73 121H71V122H73ZM85 121H86V120H85ZM90 121H91V120H90ZM99 121H101V118H100ZM106 121H105V122H106ZM123 121H122V122H123ZM154 121H155V120H154ZM187 121H188V120H187ZM214 121H215V120H214ZM220 121H221V120H220ZM237 121H238V120H237ZM243 121H244V120H243ZM257 121H258V120H257ZM257 121H256V122H257ZM4 122H5V121H4ZM24 122H25V121H24ZM38 122H39V121H38ZM44 122H45V121H44ZM69 122H70V121L67 120V123H69ZM71 122H70V124H72ZM79 122H80V121H79ZM79 122L77 121V122L74 123V124L78 125ZM101 122H102V121H101ZM101 122H100V124H101ZM130 122H132V121H131V118H130ZM143 122H145V121H143ZM146 122H147V121H146ZM151 122H152V121H151ZM151 122H149V123H151ZM165 122H166V121H165ZM180 122H181V121H180ZM216 122H217V121H216ZM229 122H230V121H229ZM234 122H235V121H234ZM238 122H239V121H238ZM6 123H10V122H6ZM18 123H19V122H18ZM22 123H23V122H22ZM27 123H28V122H27ZM29 123H30V122H29ZM36 123H37V122H36ZM39 123H40V122H39ZM41 123H43V122H41ZM41 123H40V125H41ZM45 123H46V122H45ZM52 123H51V124H52ZM61 123H62V122H61ZM81 123H82V122H81ZM86 123H87V122H86ZM88 123H89V122H88ZM102 123H104V122H102ZM109 123H110V122H109ZM111 123H112V122H111ZM134 123H136V122L134 121ZM137 123H138V122H137ZM139 123H140V122H139ZM162 123H163V122H162ZM209 123H210V122H209ZM218 123H219V122H218ZM220 123H221V122H220ZM220 123H219V125H220ZM240 123H241V122H240ZM253 123H254V122H253ZM262 123H263V122H262ZM3 124H4V123H3ZM74 124H73V125H74ZM79 124H80V123H79ZM82 124H83V123H82ZM90 124H91V122L89 123L88 126H85L84 124H83V125H84L85 127H87V129H88L91 125L93 126V124H91V125H90ZM119 124H120V123H119ZM125 124H126V126L124 125L123 127H121V126L118 125V123H117L116 127H117L118 130L116 129V131H118V132H120V133H124L125 131H129V128L127 129V127H130V126L128 125L127 122H126ZM130 124H131V123H130ZM132 124H133V123H132ZM132 124H131V125H132ZM141 124H142V123H141ZM143 124H144V123H143ZM156 124H157V123H156ZM183 124H184V123H183ZM214 124H215V123H214ZM234 124H236V123H234ZM246 124H247V123H246ZM36 125H37V124H36ZM42 125H43V124H42ZM53 125H51V126H52V127H51V131L53 130V129H52V128H53ZM55 125H56V123H55ZM57 125L60 126L59 122L57 123ZM57 125H56V127H57ZM83 125H82V126H83ZM86 125H87V124H86ZM108 125H110V127L112 126L111 124H108ZM108 125H107V126H108ZM114 125H115V124H114ZM122 125H123V124H122ZM134 125H135V124H134ZM137 125H138V124H137ZM145 125H146V123H145ZM145 125H144V126H145ZM150 125H151V124H150ZM203 125H204V124H203ZM216 125H217V124H216ZM257 125H258V124H257ZM260 125H261V124H260ZM20 126H21V125H20ZM34 126H35V125H34ZM38 126H39V124H38ZM61 126H62V125H61ZM65 126H66V125H65ZM67 126H68V125H67ZM67 126H66V128H67ZM70 126H71V125H70ZM70 126H69V128H70ZM74 126H75V125H74ZM79 126H80V125H79ZM84 126H83V127H84ZM94 126H95V128H96V124H95ZM94 126H93V127H94ZM107 126H105V124H103V127H107ZM178 126H181V125H178ZM211 126H212V125H211ZM224 126H225V125H224ZM237 126H238V125H237ZM240 126H241V125H240ZM252 126H253V125H252ZM252 126H251V127H252ZM13 127H14V126H13ZM16 127H17V126H16ZM21 127H22V126H21ZM24 127H25V126H24ZM56 127H54V128H56ZM62 127H63V126H62ZM77 127H78V126H77ZM83 127H82V128H83ZM93 127H92V129H93ZM101 127H102V125H101ZM101 127H100V128H101ZM114 127H115V126H114ZM116 127H115V128H116ZM133 127H134V126H133ZM133 127H132V129H134ZM141 127H143V126H141ZM164 127H165V126H164ZM170 127H171V126H170ZM220 127H221V126H220ZM222 127H223V126H222ZM227 127H228V126H227ZM248 127H249V126H248ZM254 127H255V124H254ZM254 127H253V128H254ZM256 127H257V126H256ZM256 127H255V128H256ZM41 128H42V127H41ZM69 128H67V129H69ZM79 128H80V130H82L81 127H79ZM97 128H99V125H98ZM108 128H109V127H108ZM115 128H114V131H115ZM135 128H136V127H135ZM137 128H138V126H137ZM156 128H157V127H156ZM197 128H198V127H197ZM218 128H219V127H218ZM218 128H217V129H218ZM235 128H236V126H235ZM259 128H260V127H259ZM263 128H264V127H263ZM17 129H18V128H17ZM28 129H29V128H28ZM33 129H34V128H33ZM56 129H58V128H56ZM56 129H55V130H56ZM63 129H64V127H63ZM63 129L61 128L60 130H62V132H63V131H64ZM74 129H75V128H74ZM74 129H73V130H74ZM76 129H77V128H76ZM76 129H75V131H76ZM90 129H91V128H90ZM103 129H104V128H103ZM130 129H131V127H130ZM179 129H181V128H179ZM179 129L177 130V131H178V133H177V134H178V137H179V136L182 137V136H183L182 134H184V131L179 130ZM186 129H187V128H186ZM199 129H200V128H199ZM203 129H204V128H203ZM210 129H211V128H210ZM228 129H229V128H228ZM5 130H6V129H5ZM7 130H8V129H7ZM12 130H13V128H12ZM29 130H30V129H29ZM37 130H38V129H37ZM39 130H40V129H39ZM42 130H43V129H42ZM65 130H66V129H65ZM78 130H79V129H78ZM80 130H79V131H80ZM84 130H86V129H84ZM84 130H82L81 132L83 133ZM94 130H95V132L92 133V134H95V137L97 136V138H98L99 135H100L99 133H100L101 131H100V132H97L98 135H96V129H94ZM97 130H98V129H97ZM100 130H102V129H100ZM106 130H107V128H106ZM106 130H103V131H104V132H109V131H106ZM136 130H138V129H136ZM214 130H216V129H214ZM226 130H227V129H226ZM244 130H245V128H244ZM248 130H249V129H248ZM252 130H253V129H252ZM257 130H258V129H257ZM261 130H262V129H261ZM15 131H16V129H15ZM15 131H14V132H15ZM19 131L21 132V129H20ZM30 131H33V130H30ZM56 131H57V130H56ZM56 131H55V132H56ZM69 131H70V130H69ZM79 131H78V132H79ZM86 131H87V130H86ZM98 131H99V130H98ZM111 131H112V134L115 133V132L113 133V130H111ZM189 131H190V130H189ZM193 131H194V130H193ZM209 131H210V130H209ZM219 131H220V130H219ZM255 131H256V130H255ZM1 132H2V131H1ZM27 132H28V131H27ZM58 132H59V131H57V133H58ZM64 132H65V131H64ZM70 132H71V131H70ZM70 132H69V133H70ZM78 132H77V133H78ZM87 132H88V131H87ZM104 132H101V134H104ZM131 132H132V133H131ZM140 132H141V131H139L138 133H137V132H135V133H136V135L139 136ZM185 132H186V131H185ZM213 132H214V131H213ZM215 132H216V131H215ZM220 132H221V131H220ZM235 132H236V131H235ZM241 132H242V131H241ZM244 132H245V131H244ZM252 132H253V131H252ZM256 132H257V131H256ZM17 133H18V132H17ZM34 133H36V132H34ZM42 133H44V132H42ZM65 133H66V132H65ZM65 133H63V134L65 135ZM72 133H73V132H72ZM84 133L86 134V132H84ZM88 133H89V132H88ZM88 133H87V135H88ZM90 133H91V132H90ZM150 133H151V132H150ZM170 133H171V132H170ZM190 133H192V132H190ZM227 133H228V132H227ZM233 133H234V132H233ZM233 133H232V134H233ZM237 133H238V132H237ZM250 133H251V132H250ZM253 133H254V132H253ZM263 133H264V132H263ZM263 133H262V134H263ZM10 134H11V133H10ZM28 134H29V132H28ZM60 134H61V133H59V135H60ZM70 134H71V133H70ZM70 134H68V135H70ZM109 134H111V132H110ZM112 134H111V135H112ZM116 134H117V132H116ZM130 134H134L133 130L130 131ZM130 134H129V133H128V134L126 133V136H128V135L130 136ZM151 134H153V133H151ZM162 134H163V133H162ZM195 134H196V133H195ZM223 134H224V133H223ZM234 134H235V133H234ZM241 134H242V133H241ZM241 134H240V135H241ZM262 134H261V135H262ZM40 135H41V134H40ZM56 135H57V134H56ZM56 135H55V136H56ZM59 135H58V136H59ZM73 135H74V134H73ZM82 135H84V134H81V136H82ZM87 135H85V136H87ZM114 135H115V134H114ZM114 135H113V136H114ZM120 135H121V134H120ZM136 135H133V136L131 135V136H132V137H131V141H132V138H134V136H136ZM181 135H182V136H181ZM202 135H203V134H202ZM207 135H208V134H207ZM213 135H214V134H213ZM213 135H212V136H213ZM217 135H219V133H218ZM226 135H227V134H226ZM238 135H239V134H238ZM238 135H235V136L237 137ZM240 135H239V136H240ZM254 135H255V134H254ZM0 136H1V135H0ZM5 136H6V135H5ZM8 136H9V135H8ZM13 136H14V135H13ZM15 136H16V135H15ZM23 136H24V135H23ZM44 136H45V135H44ZM52 136H53V135H52ZM65 136H66V135H65ZM81 136H80V137H81ZM106 136H107V134H106ZM106 136H104L105 138H103V136H102L103 139H101V140H105V139H106V141H107V140H108V138H107L108 136H107V137H106ZM109 136H110V135H109ZM115 136H116V135H115ZM115 136H114V137H115ZM126 136H125V137H126ZM140 136H141V135H140ZM189 136H190V134H189ZM192 136H193V135H192ZM204 136H205V134H204ZM209 136H210V134H209ZM231 136H232V135H231ZM233 136H234V135H233ZM244 136H245V135H244ZM257 136H258V135H257ZM32 137H33V136H32ZM34 137H36V136H34ZM37 137H38V136H37ZM39 137H41V136H39ZM42 137H43V136H42ZM53 137H54V136H53ZM66 137H67V136H66ZM75 137H76V136H75ZM75 137H74V138H75ZM80 137H78V138H80ZM91 137H92V135L90 136V138H91ZM93 137H94V136H93ZM117 137H119V136H117ZM117 137H116V138H117ZM120 137H122V135H121ZM142 137H143V136H142ZM145 137H146V136H145ZM145 137H144V138H145ZM165 137H166V136H165ZM178 137H177V138H178ZM183 137H184V136H183ZM206 137H207V136H206ZM206 137H205V138H206ZM210 137H211V136H210ZM223 137L226 138V136H223ZM252 137H253V135H252ZM252 137H250L251 140L253 139ZM258 137H259V136H258ZM0 138H1V137H0ZM11 138H12V137H11ZM47 138H48V137H47ZM72 138H73V137H72ZM81 138H82V137H81ZM88 138H89V137H88ZM88 138L85 137L84 139L86 140V139H88ZM90 138H89V139H90ZM122 138H124V137H122ZM135 138H137V137H135ZM135 138H134V139H135ZM139 138H141V137H139ZM147 138H148V135H147ZM185 138H186V137H185ZM234 138H235V137H234ZM239 138H240V137H239ZM241 138H242V137H241ZM241 138H240V139H241ZM250 138H249V139H250ZM261 138H262V136H261ZM263 138H264V135H263ZM15 139H16V138H15ZM17 139H18V138H17ZM17 139H16L15 141H17ZM37 139H38V138H37ZM54 139H55V138H54ZM56 139H57V137H56ZM65 139H66V138H65ZM67 139H68V138H67ZM84 139H82V141H80L81 139H79V142H83V143H84ZM94 139H95V138H94ZM98 139H99V138H98ZM98 139H97V140H98ZM119 139H120V138H119ZM125 139H126V138H125ZM195 139H196V138H195ZM207 139H208V137H207ZM218 139H219V138H218ZM227 139H228V138H227ZM237 139H238V138H237ZM249 139H248V140H249ZM256 139H257V138H256ZM259 139H260V138H259ZM0 140H1V139H0ZM10 140H11V139H10ZM27 140H28V139H27ZM45 140H46V139H45ZM50 140H51V139H50ZM60 140H61V139H60ZM60 140H59V142H60ZM63 140H64V139H63ZM75 140H76V139H75ZM136 140H137V139H136ZM174 140H175V139H174ZM174 140H173V141H174ZM193 140H194V139H193ZM209 140H210V139H209ZM209 140H208V141H209ZM231 140H232V138H231ZM261 140H262V139H261ZM18 141H19V140H18ZM29 141H30V140H29ZM31 141H32V140H31ZM48 141H49V140H48ZM55 141H56V140H55ZM57 141H58V140H57ZM61 141H62V140H61ZM64 141H65V140H64ZM95 141H96V140H94V142H92V143H95ZM99 141H100V140H99ZM109 141H110V140H109ZM116 141H118V138L116 139ZM116 141H115V142H116ZM127 141L131 142L129 139H126V143L123 141V142H124L123 145H124V144H125V145H128V144H127ZM189 141H191V140H189ZM233 141H234V139H233ZM239 141L241 142V140H239ZM255 141H256V140H255ZM259 141H260V140H259ZM7 142H8V141H7ZM33 142H34V141H33ZM33 142H32V143H33ZM59 142H58V144H59ZM71 142H73V141H71ZM86 142H87V141H86ZM86 142H85V144H82V143H81V144H82V145H86ZM90 142H91V141H90ZM90 142H89V145H90ZM103 142L105 143V141H103ZM103 142H102V143H103ZM111 142H112V141H111ZM129 142H128V143H129ZM133 142H134V140H133ZM135 142H136V141H135ZM224 142H225V141H224ZM226 142H227V141H226ZM242 142H244V141H242ZM246 142H247V141H246ZM261 142H262V141H261ZM0 143H1V142H0ZM51 143H52V141H51ZM62 143H63V142H62ZM62 143H61V144H62ZM67 143H68V142H67ZM74 143H75V141H74ZM76 143H77V142H76ZM113 143H114V141H113ZM119 143H120V141H119ZM136 143H137V142H136ZM139 143H140V142H139ZM157 143H158V142H157ZM190 143H191V142H190ZM214 143H215V142H214ZM218 143H219V142H218ZM227 143H228V142H227ZM230 143H231V142H230ZM248 143H249V142H248ZM253 143H255V142H253ZM262 143H263V142H262ZM55 144H56V143H55ZM55 144H54V145H55ZM70 144H72V143H70ZM70 144H69V145H70ZM106 144H109V146H111L110 144H112V143H110V142L107 141ZM117 144H118V143H117ZM117 144H116V145H117ZM134 144H135V143H134ZM137 144H138V143H137ZM161 144H162V143H161ZM188 144H189V143H188ZM192 144H193V143H192ZM194 144H195V143H194ZM223 144H224V143H223ZM223 144H222V145H223ZM241 144H242V143H241ZM249 144H250V143H249ZM260 144H261V143H260ZM15 145H16V144H15ZM29 145H30V142H29ZM40 145H41V144H40ZM42 145H43V144H42ZM45 145H46V144H45ZM63 145H64V144H63ZM65 145H66V144H65ZM93 145H94V144H93ZM95 145H96V143H95ZM98 145H99V144L97 143V146H98ZM121 145H122V144H121ZM121 145H120V146H121ZM123 145H122V146H123ZM169 145H170V144H169ZM235 145H236V144H235ZM254 145H255V144H254ZM256 145H257V141H256ZM9 146H11V145H9ZM25 146H26V145H25ZM38 146H39V145H38ZM38 146H37V148H38ZM57 146H58V145H57ZM71 146H72V145H70V147H71ZM73 146H74V145H73ZM73 146H72V147H73ZM75 146H76V145H75ZM87 146H88V145H87ZM91 146H92V145H91ZM91 146L89 147L90 150H91V148H92ZM100 146H101V144H100ZM104 146H105V145H104ZM104 146H102V147H104ZM112 146H113V145H112ZM120 146H117V147H120ZM128 146H129V145H128ZM138 146H139V145H138ZM138 146H137V147H138ZM143 146H144V145H143ZM146 146H147V145H146ZM172 146H173V145H172ZM187 146H188V145H187ZM202 146H203V145H202ZM209 146H210V145H209ZM213 146H214V145H213ZM223 146H224V145H223ZM223 146H222V147H223ZM230 146H231V144H230ZM232 146H233V145H232ZM252 146H253V145H252ZM257 146H258V145H257ZM261 146H262V145H261ZM0 147H1V146H0ZM16 147H17V146H16ZM33 147H34V146H33ZM35 147H36V146H35ZM39 147H40V146H39ZM55 147H56V146H55ZM58 147H59V146H58ZM61 147H62V146H61ZM117 147H116V148H117ZM124 147H126V146H123V147H121V148L123 149ZM132 147H133V145H132ZM140 147H141V146H140ZM148 147H150V145H149ZM203 147H204V146H203ZM225 147H226V146H225ZM237 147H238V146H237ZM237 147H236V148H237ZM247 147H248V146H247ZM263 147H264V146H263ZM43 148H44V147H43ZM43 148H42V149H43ZM64 148H65V147H63L62 149H64ZM66 148L68 149V147H66ZM66 148H65V149H66ZM87 148H88V147H87ZM109 148H110V147H109ZM113 148H114V147H113ZM113 148L111 147V150H112ZM121 148H120V149H121ZM130 148H131V145H130ZM172 148H173V147H172ZM192 148H193V147H192ZM212 148H213V147H212ZM233 148H234V150H236L235 147H233ZM239 148H240V147H239ZM239 148H237V149H239ZM241 148H242V147H241ZM241 148H240V149H241ZM248 148H249V147H248ZM258 148H259V147H258ZM38 149H39V148H38ZM38 149H35V148H34V151H35V150H37V152L42 151V150H40V149H39V151H38ZM55 149H58V148H55ZM71 149H72V148H71ZM78 149H80V148H78ZM99 149H100V147H99ZM99 149H98V150H99ZM118 149H119V148H118ZM118 149H117V150H118ZM128 149H129V147H127V150H128ZM199 149H200V148H199ZM201 149H202V148H201ZM201 149H200V150H201ZM219 149H220V147H219ZM227 149H228V144H227ZM243 149H244V148H243ZM256 149H257V148H256ZM261 149H262V148H261ZM0 150H1V149H0ZM16 150H17V149H16ZM26 150H27V149H26ZM28 150H29V149H28ZM31 150H33V149H31ZM81 150H82V148H81ZM83 150H84V152H85V148H84ZM92 150H93V149H92ZM101 150H102V149H101ZM125 150H126V149H125ZM127 150H126V153L128 154V156H131V158H132L133 155L130 154V149L128 150L129 152H128ZM131 150H133V149H131ZM142 150H143V149H142ZM142 150L140 149V151H142ZM148 150H149V149H148ZM168 150H169V149H168ZM172 150H173V149H172ZM225 150H226V149H225ZM225 150H224V151H225ZM228 150H230V149H228ZM241 150H242V149H241ZM263 150H264V149H263ZM3 151H4V150H3ZM13 151H14V150H13ZM61 151H62V150H61ZM74 151H76V150H74ZM77 151H79V150H77ZM86 151H87V150H86ZM99 151H100V150H99ZM104 151H105V150H104ZM109 151H110V150H109ZM115 151H116V150H115ZM170 151H171V150H170ZM187 151H188V150H187ZM198 151H199V150H198ZM203 151H204V150H203ZM207 151L209 152V150H207ZM216 151H217V150H216ZM219 151H220V150H219ZM238 151H239V150H238ZM243 151H246V149L243 150ZM261 151H262V150H261ZM49 152H51V150H50ZM59 152H60V151H59ZM66 152H67V151H66ZM79 152H80V151H79ZM94 152H96V151H94ZM102 152H103V151H102ZM110 152H111V151H110ZM110 152H109V153H110ZM118 152H119V150H118ZM120 152H123V151L121 150ZM182 152H183V151H182ZM208 152H207V153H208ZM217 152H218V151H217ZM231 152H233V151L231 150ZM234 152H235V151H234ZM239 152H240V151H239ZM17 153H18V152H17ZM40 153H41V152H40ZM69 153H70V150H69ZM71 153H72V151H71ZM85 153H86V152H85ZM109 153H108V154H109ZM112 153H114V152H112ZM112 153H111V154H112ZM126 153H125V151H124V154H126ZM132 153H133V152H132ZM143 153H144V152H143ZM166 153H167V152H166ZM180 153H181V152H180ZM221 153H222V152H221ZM229 153H230V152H229ZM235 153H236V152H235ZM235 153H234V154H235ZM244 153L246 154V152H244ZM257 153H258V152H257ZM15 154H16V153H15ZM28 154H29V153H28ZM61 154H62V153H61ZM66 154H67V153H66ZM72 154H73V153H72ZM74 154H75V153H74ZM78 154H79V153H78ZM81 154H83V153H81ZM86 154H87V153H86ZM91 154H92V153H90V156H91ZM95 154H96V153H95ZM97 154H98V152H97ZM111 154H110V155H111ZM115 154H116V153H115ZM124 154L122 153V154L120 155V154L118 153L117 155H120L119 157H120V158H123V157H124V156H123ZM197 154H198V153H197ZM204 154H205V153H204ZM212 154H213V152H212ZM216 154H218V153H216ZM227 154H228V153L226 152V155H227ZM230 154H231V153H230ZM241 154H242V151H241ZM241 154H240V156H241ZM258 154H262V153H258ZM263 154H264V152H263ZM32 155H33V154H32ZM36 155H37V154H36ZM46 155H47V154H46ZM57 155H58V154H57ZM67 155H68V154H67ZM151 155H152V154H151ZM170 155H171V154H170ZM172 155H173V154H172ZM177 155H178V154H177ZM221 155H222V154H221ZM224 155H225V154H224ZM237 155H238V153H237ZM246 155L248 156V154H246ZM12 156H13V155H12ZM15 156H16V155H15ZM38 156H39V155H38ZM43 156H44V155H43ZM53 156H54V155H53ZM58 156H59V155H58ZM63 156H65V154H64ZM72 156H73V155H72ZM81 156H82V155H81ZM92 156H93V155H92ZM97 156H99V155H97ZM100 156H101V155H100ZM103 156H104V154H103ZM112 156H114V155H112ZM121 156H122V157H121ZM125 156L127 157V159L130 158V157H128L127 155H125ZM144 156H146L145 153H144V155H143L142 157H144ZM213 156H214V154H213ZM213 156H212V157H209V156H208V157H206V158H213ZM257 156H258V155H257ZM0 157H1V156H0ZM17 157H18V156H17ZM33 157H34V156H33ZM39 157H40V156H39ZM66 157H68V156H66ZM79 157H80V156H79ZM79 157H78L77 159H79ZM104 157H105V156H104ZM109 157H111V156H109ZM115 157H116V156H115ZM117 157H118V156H117ZM117 157H116V158H117ZM139 157H141L140 154H139ZM151 157H153V156H151ZM195 157H196V156H195ZM215 157H216V156H215ZM218 157H219V156H218ZM218 157H217V158H218ZM229 157H230V156H229ZM229 157H228V158H229ZM234 157H236V156H234ZM238 157H239V156H238ZM245 157H246V156H245ZM263 157H264V156H263ZM12 158H13V157H12ZM28 158H30V157H28ZM73 158H74V156H73ZM91 158H92V157H91ZM102 158H103V157H102ZM102 158H101V159H102ZM120 158H118V160H119ZM131 158H130V160H131ZM136 158H138V157L136 156ZM146 158H147V157H146ZM160 158H161V157H160ZM167 158H168V157H167ZM170 158H171V157H170ZM223 158L226 159L225 157H223ZM241 158H242V157H241ZM249 158H250V157H249ZM258 158H259V157H258ZM261 158H262V157H261ZM36 159H37V156H36ZM52 159H53V158H52ZM69 159H70V158H69ZM69 159H68V161H70ZM85 159H86V157H85ZM92 159H93V158H92ZM124 159H125V158H124ZM139 159H140V158H139ZM139 159H138V160H139ZM192 159H193V158H192ZM192 159H191V160H192ZM196 159H197V158H196ZM203 159H204V158H203ZM221 159H222V158H221ZM237 159H238V158H237ZM242 159H243V158H242ZM245 159H246V158H245ZM253 159H254V158H253ZM256 159H257V158H256ZM14 160H15V158H14ZM34 160H35V159H34ZM39 160H40V159H39ZM54 160H55V159H54ZM61 160H64L63 157L61 158ZM82 160H83V159H82ZM102 160H103V159H102ZM110 160H111V159H110ZM112 160H113V159H112ZM112 160H111V161H112ZM118 160H117V161H118ZM130 160H129V161H130ZM134 160L136 161V159H134ZM141 160H142V159H141ZM145 160H146V159H144V161H141V162H140V160H139L140 164L143 163V162H145ZM209 160H210V159H209ZM229 160H231V159H229ZM239 160H240V159H239ZM243 160H244V159H243ZM262 160H263V159H262ZM36 161H37V160H36ZM57 161H58V160H57ZM66 161H67V158H66ZM68 161H67V162H68ZM74 161H75V160H74ZM105 161H106V160H105ZM119 161H120V160H119ZM124 161H125V160H124ZM127 161H128V160H127ZM127 161H125V163H127ZM221 161H222V160H221ZM223 161H224V160H223ZM244 161H245V160H244ZM248 161H249V160H248ZM251 161H252V160H251ZM59 162H60V160H59ZM61 162H62V161H61ZM61 162H60V163H61ZM72 162H73V161H72ZM76 162H77V161H76ZM79 162H81V161L79 160ZM106 162H107V161H106ZM120 162H121V161H120ZM120 162L118 163L119 165H123V164H124V163H123V164H122V163L120 164ZM132 162H133V160H132ZM137 162H138V161H136V163H131V161H130V162L128 163L129 165H130V163L132 164V166H129V168H130V167H131V168L129 169L130 171H128V172H131V171H132L131 173H132V174H135V175H133V176H135V177H137V176L140 174V173H139V174L136 175V173H138V172H136V171H139L138 169L140 168V167L138 166V165H139V162H138V164H137ZM150 162H151V161H150ZM200 162H201V161H200ZM219 162H220V160H219ZM227 162H228V161H227ZM230 162H231V161H230ZM233 162H234V161H233ZM239 162H240V161H239ZM253 162H254V161H253ZM253 162H252V163H253ZM258 162H261V161H258ZM5 163H6V162H5ZM60 163H59V164H60ZM68 163H71V162H68ZM68 163H66V164H68ZM73 163H75V162H73ZM77 163H78V162H77ZM88 163H89V162H88ZM91 163H92V162H91ZM103 163H105V162H103ZM111 163H112V162H111ZM113 163H114V160H113ZM115 163H116V161H115ZM115 163H114V164H115ZM209 163H211V162H209ZM212 163H213V161H212ZM235 163H236V161H235ZM256 163H257V162H256ZM50 164H51V163H50ZM63 164H64V163H63ZM78 164H79V163H78ZM116 164H117V163H116ZM128 164H126L127 167H128ZM133 164H134V166H133ZM135 164H136V166L139 167V168H137V167L135 166ZM188 164H189V163H188ZM200 164H201V163H200ZM222 164H223V162H222ZM238 164H239V163H238ZM263 164H264V163H263ZM21 165H22V164H21ZM39 165H40V164H39ZM81 165H82V164H81ZM112 165H113V164H112ZM126 165H125V167H126ZM141 165H142V164H141ZM143 165H144V163H143ZM149 165H150V164H149ZM171 165H172V164H171ZM192 165H193V164H192ZM198 165H199V164H198ZM62 166H63V165H62ZM65 166H66V165H64V167H65ZM74 166H75V164H74ZM76 166H77V165H76ZM113 166H114V165H113ZM147 166H148V165H147ZM147 166H146L145 168H147ZM193 166H195V165H193ZM193 166H192V167H193ZM199 166H200V165H199ZM233 166H234V165H233ZM235 166H236V165H235ZM259 166H260V164H259ZM21 167H22V166H21ZM28 167H30V166H28ZM64 167H63V169H64ZM67 167H68V166H67ZM69 167L71 168L70 165H69ZM77 167H78V166H77ZM94 167H96V166L94 165ZM105 167H106V166H105ZM114 167H115V166H114ZM117 167H118V166H117ZM121 167H122V166H121ZM123 167H124V165H123ZM125 167H124V168H125ZM127 167H126V168H127ZM162 167H163V166H162ZM190 167H191V166H190ZM201 167H202V166H201ZM201 167H200V170H201ZM212 167H213V166H212ZM221 167H223V166H221ZM249 167H250V166H249ZM50 168H51V167H50ZM53 168H54V167H53ZM58 168H59V167H58ZM74 168H75V167H74ZM101 168H102V167H101ZM118 168H120V167H118ZM118 168H117V170H118ZM124 168H123V169H124ZM143 168H144V166H143ZM143 168L141 167V168H140V171H141V169H143ZM193 168H194V167H193ZM205 168H206V166H205ZM223 168H224V167H223ZM226 168H227V167H226ZM230 168H231V167H230ZM232 168H233V167H232ZM234 168H235V167H234ZM256 168H257V167H256ZM15 169H16V168H15ZM29 169H30V168H29ZM63 169H62L61 171H63ZM72 169H73V168H72ZM72 169H71V170H72ZM97 169H98V168H97ZM102 169H103V168H102ZM102 169H101V170H102ZM105 169H106V168H105ZM107 169H108V168H107ZM115 169H116V167H115ZM127 169H128V168H127ZM149 169H150V168H149ZM149 169H147V170H149ZM198 169H199V168H198ZM218 169H219V168H218ZM218 169H217V170H218ZM224 169H225V168H224ZM67 170H68V169H67ZM74 170H75V169H74ZM98 170H99V169H98ZM112 170H113V168H112ZM125 170H126V169H125ZM143 170H144V169H143ZM190 170H191V169H190ZM255 170H256V169H255ZM258 170H259V169H258ZM1 171H2V170H1ZM17 171H18V170H17ZM53 171H54V169H53ZM119 171H121V169H119ZM122 171H123V170H122ZM145 171H146V170H145ZM145 171H144V172H145ZM185 171H187V170H185ZM197 171H198V170H197ZM204 171H205V170H204ZM222 171H223V170H222ZM222 171H221V172H222ZM240 171H241V170H240ZM245 171H246V170H245ZM73 172H74V171H73ZM75 172H76V170H75ZM82 172H83V171H82ZM98 172H99V171H98ZM106 172H107V171H106ZM111 172H112V171H111ZM111 172H110V173H111ZM113 172H115V171H113ZM113 172H112V173H113ZM135 172H136V173H135ZM141 172H142V171H141ZM147 172H148V171H147ZM169 172H170V171H169ZM191 172H192V171H191ZM191 172H190V173H191ZM195 172H196V171H195ZM206 172H207V171H206ZM226 172H227V171H226ZM241 172H242V171H241ZM21 173H22V172H21ZM45 173H46V172H45ZM49 173H50V171H49ZM49 173H48V174H49ZM57 173H58V172H57ZM57 173H56V176H57ZM60 173H61V172H60ZM60 173H59V174H60ZM63 173H64V172H63ZM65 173H66V172H65ZM107 173H108V172H107ZM122 173H123V172H122ZM150 173H151V172H150ZM156 173H157V172H156ZM202 173H203V172H202ZM222 173H223V172H222ZM253 173H254V172H253ZM16 174H17V173H16ZM18 174H19V173H18ZM50 174H51V173H50ZM74 174H75V173H74ZM77 174H78V173H77ZM101 174H102V173H101ZM108 174H109V173H108ZM116 174H117V173H116ZM116 174H115V175H116ZM123 174H124V173H123ZM125 174H127V173H125ZM125 174H124V175H125ZM142 174H143V173H142ZM147 174H148V173H147ZM157 174H158V173H157ZM167 174H168V173H167ZM199 174H200V173H199ZM203 174H204V173H203ZM215 174H216V173H215ZM231 174H232V173H231ZM45 175H46V174H45ZM53 175H54V174H53ZM65 175H66V174H65ZM112 175H113V174H112ZM112 175H111V176H112ZM120 175L122 176L121 173H120ZM127 175H128V174H127ZM129 175H130V174H129ZM140 175H141V174H140ZM143 175L145 176L146 174L144 173ZM143 175H142V176H143ZM151 175H153V174H151ZM180 175H181V174H180ZM220 175H221V174H220ZM225 175H226V174H225ZM239 175H240V173H239ZM68 176H69V172H68ZM93 176H94V175H93ZM116 176H117V175H116ZM142 176H141V177H142ZM144 176H143V178H145ZM146 176H147V175H146ZM162 176H163V175H162ZM212 176L214 177V175H212ZM223 176H224V175H223ZM231 176H232V175H231ZM259 176H261V175H259ZM3 177H4V176H3ZM38 177H39V175H38ZM52 177H53V176H52ZM61 177H62V176H61ZM75 177H76V176H75ZM105 177H106V176H105ZM108 177H110V176H108ZM118 177H120V176H118ZM126 177H129V176H126ZM205 177H206V175H205ZM216 177H217V176H216ZM224 177H225V176H224ZM234 177H235V176H234ZM254 177H255V176H254ZM59 178H60V177H59ZM62 178H64V176H63ZM110 178H111V179H110ZM110 178H109V179L107 178V180H108V181L113 180V179L115 178V176L113 177V179H112V177H110ZM120 178H121V177H120ZM122 178H123V177H122ZM130 178H131V177H130ZM150 178H151V177H150ZM157 178H159V177H157ZM169 178H170V177H169ZM206 178H207V177H206ZM226 178H227V177H226ZM235 178H236V177H235ZM252 178H253V177H252ZM21 179H22V178H21ZM54 179L57 180V178H54ZM64 179H65V178H64ZM67 179H68V178H67ZM69 179H70V178H69ZM123 179H124V178H123ZM123 179H122V180H123ZM135 179H136V178H135ZM141 179H142V178H141ZM159 179H160V178H159ZM188 179H189V178H188ZM193 179H194V178H193ZM199 179H201V178H199ZM228 179H229V178H228ZM228 179H227V180H228ZM10 180H11V179H10ZM12 180H13V179H12ZM43 180H44V179H43ZM104 180H105V179H104ZM107 180H106V182H107ZM122 180H121V182L123 183V181H124L125 179H124L123 181H122ZM128 180H130V179H128ZM133 180H134V179H133ZM133 180H132V183H133ZM144 180H145V179H144ZM185 180H186V179H185ZM189 180H190V179H189ZM219 180H220V179H219ZM219 180H216V181H219ZM238 180H239V179H238ZM58 181H60V180H58ZM62 181H63V180H62ZM68 181H69V180H68ZM73 181H74V180H73ZM94 181H95V180H94ZM94 181H93V182H94ZM113 181H115V180H113ZM116 181H117V180H116ZM116 181H115V182H116ZM118 181H119V180H118ZM126 181H127V180H126ZM140 181H141V180H140ZM191 181H192V180H191ZM213 181H214V180H213ZM223 181H225V180H223ZM236 181H237V180H236ZM85 182H86V181H85ZM91 182H92V181H91ZM103 182H104V181H103ZM129 182L131 183V181H129ZM141 182H142V181H141ZM141 182L139 183V181H138V183H139L140 185H141ZM163 182H164V181H163ZM205 182H206V181H205ZM209 182H210V181H209ZM221 182H222V181H221ZM10 183H11V182H10ZM47 183H48V182H47ZM66 183H67V182H66ZM74 183H75V182H74ZM107 183H110V182H107ZM107 183H106V184H107ZM111 183H112V181H111ZM118 183H119V182H118ZM190 183H191V182H190ZM206 183H207V182H206ZM217 183H218V182H217ZM224 183H225V182H224ZM231 183H232V181H231ZM240 183H241V182H240ZM252 183H254V182H252ZM261 183H262V182H261ZM14 184H16V183H14ZM19 184H21V183H18V185H19ZM106 184H105V185H106ZM116 184H117V183H116ZM124 184H126V182H125ZM128 184H129V183H128ZM134 184H137L136 181H134L133 185H134ZM148 184H149V183H148ZM148 184H147V185H148ZM156 184H157V183H156ZM166 184H167V183H166ZM171 184H172V183H171ZM171 184H170V185H171ZM177 184H178V183H177ZM208 184H210V183H208ZM227 184H228V183H227ZM254 184H255V183H254ZM47 185H48V184H47ZM53 185H54V184H53ZM93 185H94V184H93ZM103 185H104V183H103ZM110 185H111V184H110ZM110 185L108 186L109 188H111V187L114 188V187H115L114 184H112L114 187H113V186H110ZM118 185H119V184H118ZM121 185H122V184H121ZM126 185H127V184H126ZM126 185H125V186H126ZM129 185H131V184H129ZM144 185H145V184H144ZM188 185H189V184H188ZM210 185H211V184H210ZM217 185H218V184H217ZM217 185H216V186H217ZM229 185H230V184H229ZM242 185H243V184H242ZM0 186H1V185H0ZM11 186H12V184H11ZM23 186H24V185H23ZM54 186H55V185H54ZM73 186H74V185H73ZM84 186H85V185H84ZM84 186H83V187H84ZM95 186H96V184H95ZM99 186H101V184H100ZM134 186H135V185H134ZM208 186H209V185H208ZM213 186H214V185H213ZM225 186H226V185H225ZM239 186H240V185H239ZM259 186H260V184H259ZM25 187H26V186H25ZM60 187H61V186H60ZM70 187H71V186H70ZM92 187H93V186H92ZM101 187H102V186H101ZM104 187H105V186H104ZM104 187H103V188H104ZM130 187H132V186H130ZM136 187H137V186H136ZM140 187H141V186H140ZM146 187H147V186H146ZM146 187L143 186V188H146ZM182 187H183V186H182ZM193 187H194V186H193ZM195 187H196V186H195ZM201 187H202V186H201ZM204 187H207V186H204ZM211 187H212V186H211ZM219 187H220V186H219ZM221 187H222V186H221ZM223 187H224V186H223ZM254 187H255V186H254ZM14 188H15V187H14ZM112 188H111V189H112ZM138 188H139V186H138ZM212 188H213V187H212ZM241 188H242V187H241ZM3 189H4V188H3ZM45 189H46V188H45ZM51 189H52V188H51ZM53 189H54V187H53ZM66 189H67V188H66ZM71 189H72V188H71ZM84 189H85V188H84ZM106 189L109 190L108 188H106ZM106 189H105V190H106ZM111 189H110V190H111ZM115 189H116V188H115ZM117 189H118V188H117ZM121 189H122V188H121ZM124 189H125V188H124ZM126 189L129 190L128 185H127ZM133 189H135V187H134ZM147 189H149V188H147ZM165 189H166V188H165ZM187 189H188V188H187ZM194 189H196V188H194ZM194 189H193V190H194ZM198 189H199V188H198ZM208 189H209V188H208ZM218 189H220V188H218ZM225 189H226V188H225ZM263 189H264V188H263ZM55 190H57V189H55ZM60 190H61V189H60ZM97 190H99V189H97ZM100 190H101V189H100ZM107 190H106V191H107ZM113 190H114V189H113ZM138 190H139V189H138ZM138 190H137V191H138ZM142 190H143V189H142ZM142 190H140V191L142 192ZM149 190H150V189H149ZM171 190H173V189H171ZM223 190H224V189H223ZM260 190H261V189H260ZM11 191H12V190H11ZM14 191H15V190H14ZM106 191L104 192V191L102 190L101 193H102V192L106 193ZM115 191H116V190H115ZM122 191H123V190H122ZM134 191H135V190H134ZM137 191H135V193H136ZM146 191H147V190H146ZM156 191H157V190H156ZM179 191H180V190H179ZM184 191H185V190H184ZM186 191H187V190H186ZM189 191H191V190H189ZM196 191H197V190H196ZM204 191H205V190H204ZM227 191H228V190H227ZM227 191H226V192H227ZM230 191H231V190H230ZM230 191H229V192H230ZM241 191H242V190H241ZM250 191H251V190H250ZM263 191H264V190H263ZM6 192H7V191H6ZM48 192H49V191H48ZM51 192H52V191H51ZM95 192H96V191H95ZM127 192H128V191H127ZM127 192H126V193H127ZM138 192H139V191H138ZM168 192H169V191H168ZM206 192H207V190H206ZM219 192H220V191H219ZM219 192H218V193H219ZM97 193H98V191H97ZM104 193H103V194H104ZM108 193H109V191H108ZM110 193H111V191H110ZM115 193H116V192H115ZM115 193H113V194H115ZM121 193H123V192H121ZM132 193H133V191H132ZM139 193H140V192H139ZM139 193H137V194H139ZM163 193H164V192H163ZM166 193H167V192H166ZM178 193H179V192H178ZM180 193H181V192H180ZM183 193H184V192H183ZM185 193H186V192H185ZM192 193H194V192H192ZM204 193H205V192H204ZM221 193H223V192H221ZM243 193H244V192H243ZM263 193H264V192H263ZM263 193H262V194H263ZM4 194H5V193H4ZM7 194H8V193H7ZM10 194H11V193H10ZM49 194H50V193H49ZM88 194H89V193H88ZM90 194H92V193H90ZM99 194H100V191H99ZM119 194H120V193H119ZM140 194H141V193H140ZM158 194H159V193H158ZM195 194H196V193H195ZM200 194H201V193H200ZM232 194H234V193H232ZM240 194H241V193H240ZM247 194H248V193H247ZM249 194H250V193H249ZM2 195H3V194H2ZM50 195H51V194H50ZM50 195H49V196H50ZM52 195H53V194H52ZM64 195H65V194H64ZM83 195H84V194H83ZM86 195H87V194H86ZM92 195H93V194H92ZM108 195H109V194H108ZM111 195H112V194H111ZM130 195H131V194H130ZM135 195H136V194H135ZM154 195H155V194H154ZM178 195H179V194H178ZM182 195H183V194H182ZM203 195H204V194H203ZM206 195H208V193H206ZM210 195H211V193H210ZM4 196H5V195H4ZM17 196H18V195H17ZM60 196H61V195H60ZM124 196H125V195H124ZM124 196H122V198H123ZM132 196H133V195H132ZM140 196H142V195H140ZM145 196H147V195L145 194ZM163 196H164V195H163ZM193 196H194V195H193ZM193 196H192V197H193ZM204 196H205V195H204ZM253 196H254V193H253ZM258 196H259V195H258ZM6 197H7V196H6ZM42 197H43V196H42ZM84 197H86V196L84 195ZM90 197H91V196H90ZM101 197H103V196H101ZM117 197H118V196H117ZM125 197H126V196H125ZM135 197H136V196H135ZM149 197H150V196H149ZM180 197H181V196H180ZM180 197H179V198H180ZM183 197H184V196H182V198H183ZM248 197H249V196H248ZM261 197H262V195H261ZM16 198H17V197H16ZM27 198H29V197H27ZM47 198H48V197H47ZM49 198L51 199V197H49ZM57 198H58V197H57ZM71 198H72V197H71ZM74 198H75V197H74ZM92 198H93V197H92ZM105 198H106V197H105ZM130 198H131V197H130ZM133 198H134V197H133ZM138 198H140V197L138 196ZM158 198H159V197H158ZM163 198H164V197H163ZM193 198H194V197H193ZM196 198H198V195H196ZM199 198H200V197H199ZM199 198L197 199V201L200 200ZM206 198H208V197H206ZM209 198H211V197H209ZM232 198H233V197H232ZM250 198H252V197H250ZM257 198H259V197H257ZM13 199H14V198H13ZM87 199H88V198H87ZM94 199H95V198H94ZM112 199H113V198H112ZM112 199H111V200H112ZM117 199H118V198H117ZM123 199H124V198H123ZM136 199H137V197H136ZM154 199H155V198H154ZM230 199H231V198H230ZM230 199H229V200H230ZM238 199H240V198H238ZM238 199H237V201H238ZM241 199H242V197H241ZM11 200H12V199H11ZM27 200H28V199H27ZM44 200H45V199H44ZM47 200H48V199H47ZM65 200H66V199H65ZM85 200H86V199H85ZM92 200H93V199H92ZM106 200H107V199H106ZM115 200H116V199H115ZM133 200H134V199H133ZM133 200L131 199V201H133ZM166 200H167V199H166ZM175 200H176V199H175ZM179 200H180V199H179ZM179 200H178V201H179ZM183 200H184V199H183ZM188 200H189V199H188ZM202 200H204V199H202ZM207 200H208V199H207ZM227 200H228V199H227ZM231 200H232V199H231ZM252 200H253V199H252ZM255 200H256V199H255ZM261 200H262V199H261ZM15 201H16V200H15ZM34 201H35V199H34ZM57 201H58V200H57ZM79 201H80V200H79ZM97 201H98V200H97ZM103 201H104V200H103ZM121 201H122V200H121ZM125 201H126V200H125ZM127 201H128V200H127ZM129 201H130V200H129ZM131 201H130V202H131ZM167 201H168V200H167ZM167 201H166V202H167ZM173 201H174V200H173ZM176 201H177V200H176ZM190 201H191V200H190ZM192 201H193V199H192ZM205 201H206V200H205ZM259 201H260V199H259ZM42 202H43V201H42ZM49 202H50V201H48V203H49ZM65 202H66V201H65ZM67 202H68V201H67ZM109 202H110V201H109ZM111 202H112V201H111ZM114 202H115V201H114ZM119 202H120V201H119ZM168 202H169V201H168ZM184 202H185V201H184ZM188 202H189V201H188ZM202 202H203V201H202ZM234 202H235V201H234ZM238 202H239V201H238ZM0 203H1V202H0ZM44 203H45V202H44ZM58 203H59V202H58ZM77 203H78V202H77ZM136 203H137V202H136ZM144 203H145V202H144ZM164 203H165V202H164ZM177 203H178V202H177ZM193 203H195V202H193ZM228 203H229V202H228ZM42 204H43V203H41V205H42ZM50 204H51V203H50ZM61 204H62V203H61ZM88 204H89V203H88ZM92 204H93V203H92ZM95 204H96V203H95ZM105 204H106V203H105ZM111 204H112V203H111ZM190 204H191V203H190ZM201 204H202V203H201ZM208 204H209V203H208ZM219 204H220V203H219ZM233 204H234V203H233ZM233 204H232V205H233ZM248 204H249V203H248ZM261 204H262V203H261ZM263 204H264V203H263ZM2 205H3V204H2ZM41 205H40V206H41ZM51 205H52V204H51ZM56 205H57V204H56ZM137 205H138V204H137ZM170 205H171V204H170ZM186 205H187V204H186ZM194 205H195V204H194ZM194 205H193V206H194ZM232 205H231V206H232ZM238 205H239V204H238ZM252 205H253V204H252ZM10 206H11V205H10ZM20 206H21V205H20ZM25 206H26V205H25ZM25 206H24V207H25ZM40 206H39V207H40ZM46 206H47V205H46ZM48 206H49V205H48ZM65 206H66V204H65ZM76 206H77V205H76ZM78 206H80V205H78ZM121 206H122V205H121ZM129 206H130V205H129ZM158 206H159V205H158ZM173 206H174V205H173ZM173 206H172V207H173ZM181 206H182V205H181ZM184 206H185V205H184ZM240 206H241V205H240ZM256 206H257V205H256ZM261 206H262V205H261ZM15 207H16V206H15ZM43 207H44V206H43ZM57 207H58V206H57ZM70 207H71V206H70ZM98 207H99V206H98ZM101 207H102V206H101ZM109 207H110V206H109ZM116 207H117V206H116ZM118 207H119V206H118ZM190 207H191V205H190ZM206 207H207V206H206ZM224 207H225V206H224ZM234 207H236V206H234ZM8 208H9V207H8ZM36 208H37V207H36ZM76 208H77V207H76ZM83 208H84V207H83ZM130 208H131V207H130ZM136 208H137V207H136ZM157 208H158V207H157ZM183 208H184V207H183ZM202 208H204V206H203ZM222 208H223V207H222ZM229 208H230V207H229ZM250 208H251V207H250ZM10 209H11V208H10ZM15 209H17V208H15ZM18 209H19V208H18ZM26 209H27V206H26ZM28 209H29V208H28ZM40 209H41V207H40L38 210H39V211H43V210H40ZM42 209H44V208H42ZM45 209L48 210L47 208H45ZM67 209H68V208H67ZM86 209H87V208H86ZM121 209H122V208H121ZM167 209H168V208H167ZM236 209H237V208H236ZM241 209H242V208H241ZM260 209H261V208H260ZM263 209H264V208H263ZM1 210H2V209H1ZM4 210H5V209H4ZM46 210H45V211H46ZM59 210H60V209H59ZM61 210H62V209H61ZM127 210H128V209H127ZM157 210H158V209H157ZM188 210H189V209H188ZM198 210H199V209H198ZM222 210H223V209H222ZM225 210H226V209H225ZM251 210H252V209H250V211H251ZM253 210H254V209H253ZM32 211H33V210H32ZM34 211H35V210H34ZM36 211H37V210H36ZM137 211H138V210H137ZM142 211H144V210H142ZM181 211H182V210H181ZM203 211H204V210H203ZM226 211H227V210H226ZM241 211H242V210H241ZM245 211H246V210H245ZM257 211H258V210H257ZM261 211H262V210H261ZM2 212H3V211H2ZM2 212H1V213H2ZM8 212H9V211H8ZM20 212H21V211H20ZM43 212H44V211H43ZM49 212H50V211H49ZM66 212H67V211H66ZM69 212H70V211H69ZM174 212H176V211H174ZM189 212H190V211H188V213H189ZM220 212H221V211H220ZM222 212H223V211H222ZM232 212H233V211H232ZM33 213H34V212H33ZM45 213H46V212H45ZM57 213H58V212H57ZM78 213H79V211H78ZM87 213H88V212H87ZM92 213H93V212H92ZM105 213H106V212H105ZM170 213H171V212H170ZM178 213H179V212H178ZM180 213H181V212H180ZM183 213H184V212H183ZM193 213H194V212H193ZM206 213H207V212H206ZM223 213H224V212H223ZM240 213H241V212H240ZM247 213H248V212H247ZM257 213H258V212H257ZM7 214H8V213H7ZM19 214H20V213H19ZM37 214H38V213L36 212V215H37ZM50 214H51V213H50ZM66 214H67V213H66ZM66 214H65V215H66ZM80 214H81V213H80ZM99 214H100V213H99ZM140 214H142V213H140ZM153 214H155V213L153 212ZM166 214H167V213H166ZM173 214H174V213H173ZM176 214H177V213H176ZM184 214H186V212H185ZM184 214H183V215H184ZM199 214H200V213H199ZM231 214H232V213H231ZM243 214H244V213H243ZM70 215H71V214H70ZM225 215H226V214H225ZM257 215H259V214H257ZM261 215H262V214H261ZM5 216H6V214H5ZM26 216H27V215H26ZM56 216H57V214H56ZM100 216H101V215H100ZM142 216H143V215H142ZM160 216H161V215H160ZM195 216H196V215H195ZM195 216H194V217H195ZM197 216H198V215H197ZM197 216H196V217H197ZM227 216H228V215H227ZM230 216H231V215H230ZM239 216L241 217V215H239ZM259 216H260V215H259ZM1 217H2V216H1ZM8 217H9V215H8ZM58 217H59V216H58ZM90 217H91V216H90ZM130 217H131V216H130ZM155 217H156V216H155ZM191 217H192V216H191ZM191 217H190V218H191ZM196 217H195V218H196ZM263 217H264V216H263ZM5 218H6V217H5ZM12 218H13V217H12ZM25 218H26V217H25ZM36 218H37V217H36ZM54 218H55V216H54ZM67 218H68V216H67ZM67 218H66V219H67ZM82 218H83V216H82ZM94 218H95V217H94ZM107 218H108V217H107ZM107 218H105V219H107ZM118 218H119V217H118ZM176 218H177V216H176ZM181 218H182V217H181ZM188 218H189V217H188ZM218 218H219V217H218ZM218 218H217V219H218ZM234 218H235V217H234ZM0 219H1V218H0ZM57 219H58V218H57ZM66 219H65V220H66ZM68 219H69V218H68ZM74 219H75V218H74ZM83 219H84V218H83ZM92 219H93V218H92ZM206 219H207V217H206ZM224 219H225V218H224ZM224 219H223V220H224ZM226 219H227V218H226ZM252 219H253V218H252ZM257 219H258V217H257ZM22 220H23V219H22ZM50 220H52V219H50ZM63 220H64V219H63ZM69 220H70V219H69ZM81 220H82V219H81ZM86 220H87V219H86ZM186 220H187V219H186ZM207 220H208V219H207ZM218 220H219V219H218ZM234 220L236 221V220H238V219H234ZM255 220H256V219H255ZM37 221H38V220H37ZM52 221H53V220H52ZM59 221H60V220H59ZM90 221H91V220H90ZM107 221H108V220H107ZM113 221H114V220H113ZM115 221H116V220H115ZM131 221H132V220H131ZM163 221H164V220H163ZM178 221H180V220H178ZM202 221H203V220H202ZM225 221H226V220H225ZM8 222H9V221H8ZM67 222H68V221H67ZM76 222H77V221H76ZM98 222H99V221H98ZM101 222H102V221H101ZM109 222H110V221H109ZM116 222H117V221H116ZM121 222H123V221H121ZM166 222H167V221H166ZM166 222H165V223H166ZM173 222H174V221H173ZM193 222H194V221H193ZM197 222H198V221H197ZM205 222H206V221H205ZM239 222H240V221H239ZM239 222H238V223H239ZM258 222H259V221H258ZM0 223H1V222H0ZM3 223H4V222H3ZM55 223H56V222H55ZM55 223H54V224H55ZM69 223H70V222H69ZM77 223H78V222H77ZM99 223H100V222H99ZM106 223H107V222H106ZM136 223H137V222H136ZM153 223H155V222H153ZM184 223H185V222H184ZM210 223H212V222H210ZM213 223H214V222H213ZM218 223H219V222H218ZM244 223H245V222H244ZM254 223H255V222H254ZM18 224H19V223H18ZM33 224H34V223H33ZM41 224H42V223H41ZM47 224H48V223H47ZM93 224H94V223H93ZM107 224H108V223H107ZM109 224H110V223H109ZM133 224H134V223H133ZM156 224H157V223H156ZM168 224H169V223H168ZM214 224H215V223H214ZM224 224H225V223H224ZM36 225H37V224H36ZM38 225H39V224H38ZM80 225H81V223H80ZM104 225H105V224H104ZM171 225H172V223H171ZM195 225H196V223H195ZM208 225H209V224H208ZM218 225H219V224H218ZM243 225H244V224H243ZM246 225H247V224H246ZM4 226H5V225H4ZM51 226H52V225H51ZM76 226H77V225H76ZM82 226H83V225H82ZM87 226H88V225H87ZM106 226H107V225H106ZM106 226H105V227H106ZM128 226H129V225H128ZM163 226H164V225H163ZM213 226H214V225H213ZM213 226H212V227H213ZM223 226H224V225H223ZM231 226H232V224H231ZM239 226H240V224H239ZM5 227H6V226H5ZM22 227H23V226H22ZM33 227H34V226H33ZM54 227H55V226H54ZM61 227H62V226H61ZM66 227H67V226H65V228H66ZM74 227H75V226H74ZM96 227H97V226H96ZM133 227H134V226H133ZM133 227H132V228H133ZM158 227H159V226H158ZM174 227H175V226H174ZM195 227H196V226H195ZM232 227H233V226H232ZM240 227H241V226H240ZM253 227H254V226H253ZM10 228H11V227H10ZM23 228H24V227H23ZM65 228H64L63 230H65ZM75 228H76V227H75ZM75 228H74V229H75ZM93 228H94V227H93ZM99 228H100V227H99ZM106 228H107V227H106ZM106 228H104V229H106ZM111 228H112V226H111ZM129 228H130V227H129ZM148 228H149V227H148ZM182 228H183V227H182ZM208 228H209V226H208ZM210 228H211V227H210ZM217 228H218V227H217ZM234 228H235V227H234ZM234 228H233V229H234ZM1 229H2V228H1ZM8 229H9V228H8ZM13 229H14V228H13ZM13 229H12V230H13ZM48 229H49V228H48ZM61 229H62V228H61ZM67 229H68V227H67ZM70 229H71V228H70ZM108 229H109V228H108ZM114 229H116V228H114ZM137 229H138V228H137ZM155 229H156V228H155ZM159 229H160V228H159ZM179 229H180V228H179ZM214 229H215V228H213L212 231H213ZM220 229H221V228H220ZM233 229H232V230H233ZM54 230H55V229H54ZM54 230H53V231H54ZM63 230H62V231H63ZM71 230H72V229H71ZM88 230H89V229H88ZM92 230H93V229H92ZM111 230H112V229H111ZM153 230H154V229H153ZM156 230H157V229H156ZM188 230H189V229H188ZM243 230H244V229H243ZM33 231H34V230H33ZM38 231H39V230H38ZM45 231H47V230H45ZM51 231H52V229H51ZM66 231H67V230H66ZM66 231H63V232H66ZM74 231H75V230H74ZM84 231H85V230H84ZM137 231H138V230H137ZM169 231H170V230H169ZM171 231H172V230H171ZM198 231H199V229H198ZM207 231H208V230H207ZM249 231H250V230H249ZM35 232H36V231H35ZM55 232H56V231H55ZM60 232H61V230H60ZM63 232H62V233H63ZM67 232H68V231H67ZM71 232H72V231H71ZM139 232H140V231H139ZM172 232H173V231H172ZM187 232H188V231H187ZM191 232H192V231H191ZM227 232H228V231H227ZM116 233H118V232H116ZM197 233H198V232H197ZM216 233H217V232H216ZM218 233H219V232H218ZM239 233L242 234V232H238V234H239ZM0 234H1V233H0ZM19 234H20V233H19ZM58 234H59V233H58ZM73 234H74V232H73ZM107 234H108V233H106V235H107ZM132 234H133V233H132ZM132 234H131V235H132ZM138 234H139V233H138ZM148 234H149V233H148ZM152 234H154V233H152ZM187 234H189V233H187ZM187 234H186V235H187ZM206 234H207V233H206ZM238 234L236 233V235H238ZM258 234H259V233H258ZM260 234H261V233H260ZM5 235H6V233H5ZM51 235H52V234H51ZM53 235H54V234H53ZM55 235H56V234H55ZM59 235H63V234L60 233ZM59 235H58V236H59ZM78 235H79V234H78ZM91 235H92V234H91ZM110 235H111V234H110ZM159 235H160V233H159ZM165 235H166V234H165ZM181 235H182V234H181ZM213 235H214V234H213ZM45 236H46V235H45ZM63 236H66V234H64ZM63 236H62V238H63ZM85 236H86V235H85ZM99 236H100V235H99ZM120 236H122V235H120ZM234 236H235V234H234ZM239 236H240V235H239ZM246 236H247V235H246ZM5 237H6V236H5ZM20 237H21V236H20ZM22 237H23V236H22ZM36 237H37V236H36ZM47 237H48V236H47ZM75 237H76V236H75ZM83 237H84V236H83ZM83 237H82V238H83ZM94 237H95V236H94ZM133 237H134V236H133ZM181 237H182V236H181ZM218 237H220V236H218ZM218 237H217V239H218ZM243 237H244V236H243ZM33 238H34V237H33ZM45 238H46V237H45ZM65 238H66V237H65ZM95 238H96V237H95ZM100 238H101V237H100ZM122 238H123V237H122ZM146 238H147V237H146ZM174 238H175V237H174ZM208 238H209V237H208ZM223 238H224V237H223ZM230 238H231V237H230ZM245 238H246V237H245ZM259 238H260V237H259ZM59 239H60V238H59ZM110 239H111V237H110ZM144 239H145V238H144ZM147 239H148V238H147ZM153 239H154V238H153ZM179 239H180V238H179ZM238 239H240V238H238ZM241 239H242V237H241ZM263 239H264V238H263ZM9 240H10V239H9ZM9 240H8V241H9ZM12 240H13V239H12ZM15 240H16V239H15ZM42 240H43V239H42ZM48 240H49V239H48ZM61 240H62V239H60V241H61ZM67 240H68V239H67ZM106 240H107V239H106ZM126 240H127V239H126ZM133 240H134V239H133ZM138 240H139V239H138ZM145 240H146V239H145ZM168 240L170 241L169 238H168ZM174 240H175V239H174ZM177 240H178V239H177ZM177 240H176V241H177ZM189 240H191V239H189ZM214 240H215V239H214ZM224 240H225V239H224ZM242 240H243V239H242ZM242 240H241V241H242ZM60 241H59V242H60ZM64 241H65V239H64ZM64 241H63V242H64ZM91 241H92V240H91ZM97 241H98V240H97ZM108 241H109V240H108ZM118 241H119V240H118ZM128 241H129V240H128ZM136 241H137V240H136ZM140 241H141V240H140ZM159 241H160V240H159ZM184 241H185V240H184ZM231 241H232V240H231ZM3 242H4V241H3ZM37 242H38V241H37ZM63 242H61V243H63ZM70 242H72V241H70ZM150 242H151V241H150ZM153 242H154V241H153ZM163 242H164V241H163ZM187 242H188V241H187ZM190 242H191V241H190ZM213 242H214V241H213ZM224 242H225V241H224ZM233 242H234V240H233ZM236 242H237V241H236ZM263 242H264V241H263ZM27 243H28V242H27ZM34 243H35V242H34ZM38 243H39V242H38ZM57 243H58V242H57ZM57 243H56V244H57ZM67 243H68V242H67ZM75 243H76V242H75ZM111 243H112V242H111ZM118 243H119V242H118ZM122 243H123V242H122ZM132 243L134 244V242H132ZM177 243H178V242H177ZM220 243H221V242H220ZM229 243H230V242H229ZM237 243H238V242H237ZM65 244H66V243H65ZM83 244H84V243H83ZM138 244H139V243H138ZM159 244H160V243H159ZM184 244H185V243H184ZM189 244H190V243H189ZM203 244H204V243H203ZM215 244H216V243H215ZM223 244H224V243H223ZM252 244H253V243H252ZM17 245H18V244H17ZM25 245H26V244H25ZM28 245H29V244H28ZM62 245H63V244H62ZM77 245H78V244H77ZM102 245H103V244H102ZM112 245H113V244H112ZM122 245H123V244H122ZM152 245H153V244H152ZM185 245H186V244H185ZM185 245H184V246H185ZM226 245H227V244H225V247H226ZM228 245H229V244H228ZM36 246H37V245H36ZM57 246H58V245H57ZM59 246H60V245H59ZM88 246H89V245H88ZM119 246H120V245H119ZM188 246H189V245H188ZM215 246H216V245H215ZM215 246H214V247H215ZM221 246H223V245H221ZM263 246H264V245H263ZM41 247H42V246H41ZM61 247H63V246H61ZM83 247H84V245H83ZM92 247H93V246H92ZM108 247H109V246H108ZM125 247H126V246H125ZM147 247H148V246H147ZM159 247H160V246H159ZM165 247H166V246H165ZM209 247H210V246H209ZM219 247H220V246H219ZM254 247H255V246H254ZM261 247H262V246H261ZM8 248H9V247H8ZM35 248H36V247H35ZM55 248H56V246H55ZM66 248H68V246H67ZM84 248H85V247H84ZM101 248H102V247H101ZM115 248H116V247H115ZM131 248H132V247H131ZM136 248H137V247H136ZM138 248H139V247H138ZM140 248H142V247H140ZM157 248H158V247H157ZM191 248H192V247H191ZM216 248H218V247H216ZM232 248H233V247H232ZM40 249H41V248H40ZM59 249H60V247H59ZM61 249L63 250V248H61ZM92 249H93V248H92ZM99 249H100V248H99ZM99 249H98V250H99ZM116 249H117V248H116ZM144 249H145V248H144ZM165 249H166V248H165ZM167 249H168V248H167ZM197 249H198V248H197ZM208 249H209V248H208ZM212 249H213V248H212ZM245 249H246V248H245ZM13 250H14V249H13ZM62 250H61V251H62ZM69 250H72V249H69ZM73 250H74V249H73ZM87 250H88V249H87ZM96 250H97V249H96ZM101 250H102V249H101ZM123 250L125 251V249H123ZM127 250H128V249H127ZM129 250H130V249H129ZM138 250H139V249H138ZM199 250H200V249H199ZM250 250H251V249H250ZM22 251H23V250H22ZM34 251H35V249H34ZM59 251H60V250H58V252H59ZM61 251H60V252H61ZM74 251H75V250H74ZM99 251H100V250H99ZM111 251H112V250H110V252H111ZM121 251H122V250H121ZM124 251H123V252H124ZM151 251H152V249H151ZM220 251H221V250H220ZM247 251H248V249H247ZM263 251H264V250H263ZM9 252H10V251H9ZM28 252H29V251H28ZM36 252H37V251H36ZM53 252H55V251H53ZM62 252H63V251H62ZM65 252H66V251H65ZM65 252H64V253H65ZM95 252H96V251H95ZM116 252H118V251H116ZM128 252H129V251H128ZM137 252H138V251H137ZM161 252H162V251H161ZM165 252H166V251H165ZM168 252H169V251H168ZM179 252H180V251H179ZM202 252H203V251H202ZM212 252H213V250H212ZM249 252H250V251H249ZM23 253H24V252H23ZM29 253H30V252H29ZM32 253H33V252H32ZM50 253H51V252H50ZM108 253H109V252H108ZM205 253H206V252H205ZM246 253H247V252H246ZM0 254H1V253H0ZM19 254H21V253L19 252ZM26 254H27V253H26ZM54 254H55V253H54ZM56 254H57V253H56ZM56 254H55V255H56ZM59 254H61V253H59ZM59 254H58V255H59ZM65 254H66V253H65ZM90 254H91V253H90ZM135 254H137V253H135ZM144 254H145V253H144ZM186 254H187V253H186ZM198 254H199V253H198ZM215 254H216V253H215ZM251 254H253V253H251ZM3 255H4V254H3ZM23 255H24V254H23ZM28 255H29V254H28ZM28 255H27V256H28ZM36 255H37V254H36ZM58 255H57V256H58ZM97 255H98V254H97ZM97 255H96V256H97ZM112 255H113V254H112ZM114 255H115V254H114ZM188 255H189V253H188ZM206 255H207V253H206ZM212 255H213V254H211V257H212ZM240 255H241V254H240ZM248 255H249V254H248ZM1 256H2V255H1ZM4 256H5V255H4ZM9 256H10V255H9ZM17 256H18V255H17ZM52 256H53V255H52ZM59 256H60V255H59ZM64 256H65V255H64ZM82 256H83V255H82ZM101 256H103V255H101ZM135 256H136V255H135ZM137 256H140V255L137 254ZM144 256H145V255H144ZM189 256H190L189 258H191L192 255H189ZM193 256H194V255H193ZM209 256H210V254H209ZM220 256H221V254H220ZM229 256H230V255H229ZM235 256H236V255H235ZM243 256H244V255H243ZM47 257H48V256H47ZM47 257H46V258H47ZM86 257H87V256H86ZM107 257H108V255H107ZM109 257H110V256H109ZM155 257H156V256H155ZM161 257H162V256H161ZM187 257H188V256H187ZM213 257H215V256H213ZM223 257H224V255H223ZM225 257H226V256H225ZM241 257H242V256H241ZM20 258H21V257H20ZM29 258H30V257H29ZM31 258H32V257H31ZM39 258H40V257H39ZM51 258H54V257H51ZM84 258H85V257H84ZM88 258H89V257H88ZM101 258H102V257H101ZM103 258H105V257H103ZM110 258H111V257H110ZM110 258H107V259H110ZM129 258H130V257H129ZM133 258H134V257H132V259H133ZM138 258H139V257H138ZM143 258H144V257H143ZM149 258H150V257H149ZM192 258H194V257H192ZM215 258H216V257H215ZM221 258H222V257H221ZM230 258H231V257H230ZM0 259H1V258H0ZM58 259H59V258H58ZM85 259H86V258H85ZM107 259H103V260H107ZM112 259H114V258H112ZM112 259H111V260H112ZM118 259H119V258H118ZM122 259H123V257H122ZM136 259H137V258H136ZM136 259H133V261L136 260ZM186 259H187V258H186ZM186 259H185V260H186ZM195 259H196V258H195ZM197 259H198V258H197ZM234 259H236V258L234 257ZM237 259H238V258H237ZM237 259H236V260H237ZM5 260H6V259H5ZM27 260H28V259H27ZM69 260H70V259H69ZM75 260H76V259H75ZM75 260H74V261H75ZM101 260H102V259H101ZM101 260H100V261H101ZM128 260H129V259H128ZM128 260H127V261H128ZM130 260H131V259H130ZM162 260H163V259H162ZM185 260H184V261H185ZM204 260H206V259H204ZM208 260H210V259H208ZM208 260H207V261H208ZM220 260H221V259H220ZM224 260H225V259H224ZM226 260H227V259H226ZM14 261H15V260H14ZM28 261H29V260H28ZM78 261H79V260H78ZM80 261H81V260H80ZM112 261H113V260H112ZM140 261H141V260H140ZM140 261H139V262H140ZM150 261H151V260H150ZM178 261H179V260H178ZM213 261H215V259H213ZM221 261H222V260H221ZM229 261H230V260H229ZM229 261H228V263H229ZM231 261H232V260H231ZM238 261H239V260H238ZM252 261H253V260H252ZM1 262H2V261H1ZM3 262H4V261H3ZM53 262H54V261H53ZM67 262H68V261H67ZM69 262H70V261H69ZM84 262H85V261H84ZM108 262H109V260H108ZM135 262H136V261H135ZM161 262H162V261H161ZM164 262H165V261H164ZM167 262H168V261H167ZM185 262H186V261H185ZM187 262H188V261H187ZM20 263H21V262H20ZM24 263H25V261H24ZM28 263H29V262H28ZM34 263H35V262H34ZM110 263H112V262H110ZM116 263H117V262H116ZM119 263H120V262H119ZM122 263H123V262H122ZM122 263H121V264H122ZM168 263H169V262H168ZM188 263H189V262H188ZM210 263H211V262H210ZM6 264H7V263H6ZM14 264H15V263H14ZM52 264H53V263H52ZM63 264H64V263H63ZM81 264H83V263L81 262ZM117 264H118V263H117ZM140 264H141V263H140ZM153 264H154V263H153ZM156 264H157V263H156ZM161 264H162V263H161ZM213 264H214V263H213ZM238 264H239V263H238Z\"/></svg>",
  "mask_w": 264,
  "mask_h": 264
}]
</instances>
